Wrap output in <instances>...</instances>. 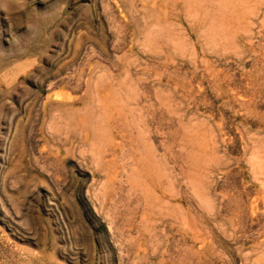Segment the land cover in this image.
I'll use <instances>...</instances> for the list:
<instances>
[{"label": "rangeland", "instance_id": "obj_1", "mask_svg": "<svg viewBox=\"0 0 264 264\" xmlns=\"http://www.w3.org/2000/svg\"><path fill=\"white\" fill-rule=\"evenodd\" d=\"M123 1L122 0H0V264H185V263L186 264H191V263L192 264H207V263L208 264H212V263L213 264H231V263L232 264H240V263L245 264V260L246 261L248 260L246 259V257L247 258L250 257L249 261L246 262V264H250V262L252 261V259H254L256 255H258L256 257L259 258L258 260L260 264H264L263 263L264 257L262 255V253L264 252L263 251L264 247H260V246H264V235L262 234L263 230L260 229V228L264 229V226H263L264 220L259 221V223H252L248 219L246 220L247 223L245 221H244L245 223L241 222V225H243L242 227L240 226V223L237 224L238 222L234 221L235 218L231 215L230 210H226V206H225L229 202L228 200L232 199L233 201L234 198H238V196L243 195L242 199L243 200L248 199V201L246 200L245 201L252 202L257 211H261L264 209V200H263L264 190L261 191L262 189L260 188L258 190H255L254 184L256 182L255 183L252 182L251 176L248 173L249 168L246 165V163L244 164V162H246V159L249 158V155L251 157V154H252L251 152H254V149H255L254 146H256L259 142L258 139L261 137L260 140L262 141L264 140L262 139L263 137L261 136L263 135L262 133H264L263 132L264 130V110H263L264 109V98H263L264 97V51H263L264 50V29H263L264 25L263 24L264 23L263 24L260 23L262 21L264 22V19L262 20V18H264V8H263L264 0H200L201 4L200 3L199 5L195 4V6L201 7L200 12H199L200 14L198 15L197 19L203 20L206 23L205 25L203 23L197 24V26H194V27H191L187 21V15H185V13L187 12L185 10L184 5H182V10H181L182 12H180V18H174V16L171 13V10H172L171 2H166V0H159V1H155V0H139V1L138 0H126L125 1L123 0ZM130 1H132L133 9L125 3L127 2L128 4H131ZM211 2L212 4L214 3L215 7H213L212 5L211 6L209 5ZM203 3H206V4H203ZM124 4L126 7L127 6L129 7L128 10H127L128 7L126 8ZM136 4H138L141 7L143 6L142 8L149 9L150 10L148 11L149 14L146 13L147 10L146 12L144 11L145 9L140 10L141 7H139ZM137 7H139V9ZM153 8H155V10ZM207 10L208 12L210 11L209 14ZM129 11L132 14H130ZM212 12L213 14H211ZM150 13H153V14H150ZM156 13H158V15ZM143 14L145 18L142 16ZM251 14L253 15V17ZM149 15L152 17L151 18L152 20L149 19L148 17ZM135 17L139 19H136ZM210 17L212 19H210ZM133 18L136 19V21L138 20L139 22V23L137 22L136 26H135L136 21H134ZM146 19H148L149 21H147ZM156 19L159 20L158 23L162 24L164 22L165 24L169 26V27L162 26L168 32L166 30L164 31V28L162 31L161 30L162 28L160 29L161 26L158 27L160 31L155 28H152V31L149 29V27L151 28L153 27V25L154 27L159 26ZM210 20L213 25V26L211 25L212 27L209 26ZM144 21L146 23L148 22V24H144L145 23ZM165 24H162V25H165ZM171 24L174 26L172 27ZM138 28L141 31L140 30L138 31ZM207 29L208 31H206ZM210 29H212L213 31L211 32ZM258 29L260 30L262 29L261 31L259 30L260 32H262L260 35H259L260 32L258 31ZM158 32L159 34H157ZM165 32H167V35L169 36H166ZM171 32H174V34L173 33L171 34ZM213 33H215L216 36ZM149 34L151 36H149ZM209 34L211 36H209ZM233 34H235V36H233ZM257 34L259 35V37L261 36L262 37L259 38ZM255 36H257L258 39ZM173 37L175 38L173 39ZM211 38L212 39L215 38L214 40L216 41V43ZM256 39L258 40L257 42H256ZM223 40H225V42ZM172 41H174L173 44H171ZM212 41L215 44H212L211 43ZM221 41H223L224 43L222 42L220 45ZM175 43L177 47H175ZM217 43L218 45H216ZM178 47H181V48H178ZM182 49L184 51H181ZM257 49L258 50L260 49V50L258 51ZM178 50H180V53L178 52ZM216 50L220 52V54H217L218 52ZM210 51H214L215 53L212 52L213 54L212 55ZM231 51H234V52H231ZM238 51L242 52V54L241 52L239 53L243 57L238 55L239 54ZM181 52L183 53L181 54ZM234 54H236L235 56L238 55L239 57L235 58ZM252 54H254L253 57H251L248 60L249 58L248 56H252ZM218 55L220 58L218 57ZM191 56L192 57L194 56L195 59L191 58ZM201 57L203 60L202 64L200 63L201 61L199 60ZM229 60L231 61L230 63L228 62ZM174 61H176V64H174ZM212 61L213 63L214 62L216 63V66L214 65L215 63L214 64L212 63ZM242 62H244L243 64L245 65V67H243L244 65H242ZM249 62L253 65L251 66ZM236 63L238 64L236 65ZM225 64L226 66L224 67ZM145 65H148V66L152 65V67L159 66V69L160 68L162 70L164 69V71L165 70L168 71L171 69L172 70L168 72L170 74L166 73L167 71L166 72L163 71L162 73H160L162 71L161 69L159 70L156 67H154V69L153 68L149 69L151 68V66L149 68L146 66L147 67L146 69ZM218 66L220 67L219 69H218ZM184 67L186 69H184ZM211 68L215 69V72H212L214 70H211ZM221 68L224 70H221ZM235 70H237L238 72L236 71L235 73L234 72ZM225 71H227L228 73ZM230 71L234 72L235 74H233L232 72L230 73ZM242 71L244 72L242 73ZM208 72H210L209 73L210 75L208 74ZM218 72L220 74V77H219ZM248 72L249 73L251 72L252 75L249 74ZM154 73H157V74L154 75ZM241 73L242 75L243 74L245 75L241 76ZM160 74H166V76L163 75L164 76L163 78L161 77L162 75ZM195 74L196 75L198 74V75L196 76ZM138 75L140 78H142L144 75V78L142 79V81L141 79H137L139 78ZM157 75H159L160 79H162L164 82L163 81L160 82V79ZM167 75L168 76L174 75V76L171 78V76L167 77ZM216 75L217 77H215ZM223 75H226V76H223ZM149 76L151 77V79ZM186 76L188 77L186 78ZM248 76L250 78H248ZM232 77L237 78L235 79L236 82L234 78ZM166 78H168V80ZM212 78L213 79L216 78L215 79L216 81L213 80ZM255 79H257V82ZM206 80L207 81L210 80L211 82L213 81L214 82L210 83L209 81L206 83ZM230 80H232L233 83ZM259 80L260 81L263 80V81L260 82ZM104 81L106 82V84ZM136 81L138 82L136 83ZM140 81L142 82L143 85L141 84ZM244 81H246L247 84ZM252 81L255 82V84ZM98 83L99 84L103 83V85L100 84L101 89ZM120 83H121V89H122V84H124V86L131 85V88H133L132 89L133 92H131L130 86L129 87L125 86L126 88H123L122 90H120L119 89L120 86L119 88L117 86ZM175 83L177 86L175 85ZM199 83L201 85H199ZM110 84H112L111 87H110ZM138 84H139V87H138ZM211 85L213 86V88ZM240 85H243V86H240ZM258 85H262V86L257 88ZM103 86H105V88ZM141 86H146V87L141 88ZM250 87L254 92L250 89ZM261 87L262 89H260ZM95 88H96V92H95ZM110 88L113 93L110 92L111 91ZM115 88L118 89L117 92H116L117 89L115 90ZM140 88L141 89L145 88V90L148 91L147 93L149 94H147L145 90H141ZM167 88H169V90H167ZM187 88L188 90H190L191 88L192 89L188 91ZM247 88H249L248 91H247ZM176 89L178 90V92ZM203 89H206L207 91ZM160 90H163V92L167 91L165 92L167 93V95L166 94L163 95L162 91ZM154 91H157V92H154ZM185 91H187L189 94ZM128 92L130 93V96L133 99L132 98L130 99ZM118 93L120 95L122 94L123 96L122 95L119 96ZM245 94L246 95L248 94L249 96L248 95L244 96ZM139 95H142V96L140 97ZM148 95L150 97H148ZM155 95L158 97L156 98L153 97ZM182 95L184 97H181ZM211 95L213 96L215 95V96L213 97ZM257 95H259L260 97ZM127 97H128V100H127ZM258 97L260 99H258ZM134 98L137 99V102L135 101ZM159 98L162 99V100L160 99L162 101V104H160L161 101H158ZM185 98L189 102H190V99L193 98L192 99L193 101L191 100L190 103L188 102L191 107L187 103H185L186 102ZM208 98L210 101L208 100ZM123 99H125L126 101H124ZM147 99L151 100L153 104L155 102V104L153 105L149 101V103L152 105L150 109L149 108L147 109V106H146V104H148ZM168 99L171 102L167 101ZM180 99H181V102H177V101H180ZM220 99L222 100L224 99L225 102L224 101L222 102V100L220 101ZM122 101L127 102L128 105L127 103L121 104L123 103ZM131 101L132 103H130ZM237 101H240V102H237ZM242 101H244L243 104H241ZM133 102L136 103L135 108H134L135 105L133 106L134 104ZM138 102L140 104H138ZM218 102L221 103L222 106L223 105L226 106L227 104V107L229 106L228 107L229 109L227 107L225 109L224 108L225 106L222 107L221 105H218L219 104ZM246 102L250 103L249 104L250 106L249 105L247 106ZM164 103H167V104L165 105ZM195 103H196V106H195ZM119 104H121L120 108H119ZM163 104L165 105L164 107L162 106ZM240 104L242 105V107ZM258 104L260 105L258 106ZM214 105L216 106V108ZM142 107H144L142 109L143 111L142 110L137 111L138 109H141ZM165 107L168 108V111H169L168 113L166 112L167 108ZM195 107L197 108L198 111L196 110ZM126 108L127 110L129 108L132 113L128 110L126 111L128 112L126 115L124 112ZM133 108L134 109L138 108L136 109V111L139 113L138 114L134 113L135 111ZM152 108H153L152 111L154 113L152 112V115L148 114V118L150 119H148V123H147L149 125L147 126V129L150 132L148 133V135L152 137L151 139L150 137L148 138L149 140H154L153 137L156 135L157 136L154 141H149L150 142L149 144L150 145L154 144V146L156 144L155 148L159 147L158 149L156 148L157 153L159 152L158 154L162 155L163 153L161 154L160 152H164L162 151V148L163 150L166 149L165 146L167 144L165 143H168V141L173 137V140L176 141L177 143H174V141L173 142L169 141L168 148L173 149V150L175 149V151L170 150L171 153L174 154V156L172 157V159H174L172 160L173 162L170 159L171 164L173 163L172 164L173 166H171L170 164V167L173 168V171L175 168L174 174L177 171L179 172V170L183 168V165L186 164L188 161L189 164L187 163L186 166L184 165L185 167L184 169H182V171H186V173L188 172L191 173V171L192 173L195 172V175H192V173L190 174L192 176L191 180L196 179L195 183L196 182L198 183L197 177H202V173H203L202 169L204 168L202 167L204 166L203 164L204 156H203L202 146H205L209 139H211V141L213 142L215 141V146H217L216 147L217 149L219 148L218 151L221 155L228 156V157L225 156L227 160H231L233 158L231 162H233L232 164H234L232 165L231 162L228 161V164H227L228 168L224 170L221 175H218L220 176L219 177L220 180L225 181L226 184H224L225 182L220 181L219 178H217L218 176L217 177L214 176L212 181L210 180V178L207 179L208 180L207 182L211 184V185L208 184V187H210L208 190H203V189L200 190L201 187L199 188L196 187L195 191H191L189 187L190 185L188 184L189 180L186 179L184 175L183 177L181 176L183 179L179 178L180 176L178 177L180 179V180L178 179L180 184H181V181L183 183L185 179L187 180L185 182L186 183L185 185L181 184L182 186L184 185L183 187L180 185V191L174 190L172 185H171L172 187L170 188L171 190L170 189L161 190L162 192L160 190H159L160 192L158 190H155L154 194L156 192L161 193V194L156 193V195L160 199H162L163 196H167L169 200L171 195H173V198H170L171 200H169L168 202H169V205L171 204L169 206L171 208V211L174 209L173 211L174 212L176 211L175 212L176 214L173 212L172 215L174 214L173 215L174 217L168 216L169 218L166 216H162L160 214H157V215L154 214L155 215L154 216V215H148L144 213L142 215L143 212H146L145 210L143 211V208H144V206H142L143 203L141 204L142 195L140 196V193L142 192V190H138L134 185L129 186L130 184H132L131 182L134 181L133 178L135 179L136 173L139 172L141 168V159L143 158L142 152L144 151V147L147 146L143 144L145 142L143 141V139L141 140L139 136V132H141L140 130L141 127L139 128L140 131L138 130V127L140 126V121L138 124L135 117L139 118L142 112H145L146 110L151 111ZM205 108H206V111H205ZM209 108H210V111H209ZM108 109H110L111 111ZM102 110L104 111V114H102L103 113ZM115 110L117 111V113L114 112ZM213 110L214 112L215 111L216 112L214 113ZM158 111H161V112L159 113ZM245 111L248 114L245 113ZM113 112H114V115H113ZM133 113L136 115H134ZM166 113L167 114L173 113L175 115L177 114L178 116L176 115L177 117H175V115L173 114L167 115ZM105 114H106V117H104ZM128 114H131L132 118L134 117L133 120L131 116H129ZM154 114L156 117L158 116L157 118L161 116L160 118L162 122L158 123L160 119H157L154 116ZM188 114L191 118L192 116L190 114L192 115L195 114L194 120H192L193 118L192 119H190V117L188 118L187 116ZM150 115L154 118H151ZM228 115H231V116H228ZM102 116H103V119L102 118L101 119L107 120V121H103L102 123H100V117ZM122 116L123 118H121ZM246 116H249V118L251 117L250 119L251 120L253 119V120L250 121L249 118H248L249 120H247ZM258 116L260 120L258 119ZM220 117L226 118V119H223L225 120V122L221 121L222 119ZM91 118L94 121L89 120ZM170 118L171 119L173 118L172 120L174 121H172ZM187 119L188 121L190 120L191 123L199 122L201 119L202 125H198L196 123V126L194 124L192 128L190 126L191 125L190 122L187 123L188 122ZM89 121L91 122V124H89ZM126 121L128 125L125 124ZM132 121L134 122L132 123ZM156 121H157L158 126H156L157 124H155ZM165 121H167V123ZM163 122H165L167 127L164 126L165 124ZM173 122L174 124H170ZM130 123H132L133 126ZM225 123L227 125L224 126ZM186 124H188V126H186ZM235 124L237 125L239 124V125L237 126ZM98 125L100 126L104 125V127L102 126L101 127L102 129H101L100 126L98 127ZM120 125L124 126L125 128L124 127H123L124 129L119 128V127H122ZM162 125L164 126V128L165 127L166 128L165 129L161 128L163 127ZM179 125L184 126V128L183 127L181 128ZM241 125H243L242 128H241ZM129 126H130V129L128 128ZM169 126L171 127L173 126V129L171 127L169 128ZM207 126L213 127V128L209 129ZM91 127L93 128L90 129ZM135 127H137V129H134ZM157 127L158 128L160 127L159 128L160 130L163 129V132L157 131L159 130ZM188 127L190 129H188ZM223 127L224 128L226 127V128L224 129ZM235 127L237 129H235ZM149 128H151L152 130H150ZM221 128L224 131L223 130L221 131ZM243 128L245 129V131L243 130ZM99 129L101 131L105 129L107 131L106 133V131L103 130L105 131V135L107 134V136H109L111 134L110 138L108 137V139L106 140L105 138L107 136L105 135L100 136L98 132L100 131ZM166 129L167 131L168 130L169 131L166 132ZM216 129L220 133H218ZM238 129H240V131ZM96 130L98 133L95 132ZM130 130H134V131L137 130V132L136 131L134 132V133H137V135L134 133L132 134V131L129 132ZM172 130L176 132L174 133V131ZM184 130L185 132H183ZM209 130L210 131L212 130V132L210 133V137H209ZM234 130L236 131L234 132ZM177 131H179V133H177ZM190 131L193 133V135L192 133L188 135ZM238 131L242 133V137L244 136L243 138L241 137V134L240 135L238 134L239 133ZM246 131H248V133ZM123 132L126 135H128L127 136L128 139L126 138V135ZM154 132H156L157 134ZM172 132L174 135H172ZM200 132L202 133L205 132L207 136L205 137L204 133L200 134ZM249 132L250 133L257 132L254 135L255 139L252 136L254 133L250 135ZM162 133L163 134L165 133V136ZM215 133H216V136H215L216 140H214V137H212V135ZM176 134H178L177 137L175 136ZM230 134H232V136ZM245 134L247 137H245ZM257 134H258V137L260 136L259 138H257ZM86 135L88 139H86ZM130 135H131V138H130ZM134 135L138 136L139 139L137 137H134ZM161 135H163L164 138ZM249 135L252 137V139L251 137H249ZM95 136H97V138ZM98 136H100L101 138L104 137L103 139H105L106 141H104L103 139L101 140ZM114 136H116L115 139H114ZM236 136L238 140L235 139ZM200 137L202 138V140ZM111 138L113 139L114 142H117L116 146L105 148L107 145L106 142L107 141L109 142ZM160 138H161L162 143L160 142ZM162 138L164 140H167V142L164 141L163 143ZM241 138L244 139V141L241 140ZM256 138H257V141H256ZM158 139L159 141H157ZM136 140H138V142ZM222 140H223V143H222ZM248 140H252V142H249ZM99 141H102V142H99ZM121 141L125 143L123 142L120 143ZM238 141H240L241 143ZM253 141L254 142L256 141L255 143L257 144L253 145L252 144ZM91 142L93 143L95 142V143L91 144ZM136 142L138 143L136 144L137 148H136V145H134ZM159 142H160V145H159ZM198 142L200 143V145ZM201 142L203 143L202 145H201ZM244 142L245 144L247 143L246 145L248 146V148L244 144ZM260 143L261 142H259V144ZM262 143L260 144L261 147H262ZM173 144L178 147H174ZM197 144L199 145V148L201 146L200 149L196 147L198 146ZM124 145H127V146H124ZM170 145L173 148L170 147ZM191 145H194V146H191ZM230 145L231 146L233 145L232 148H230L231 147ZM244 145L247 149L244 147ZM260 145L258 147H260ZM117 146H119V148ZM138 146L140 148H138ZM122 147H125V148H122ZM142 147H143V150H142ZM181 147H183L184 150L183 148L182 150L180 149L181 153H179L180 152L179 148ZM258 147L256 146L257 150L255 149V151H258ZM261 147L259 148L260 150L262 149ZM96 148L98 149L100 148L101 151L96 150ZM133 148L138 149L139 152L137 150L134 152ZM222 148H226V150L225 149L222 150ZM186 150H187V154H186ZM122 151L123 153H121ZM127 151H128V155L131 156L130 160L126 159V157L128 158ZM244 151H246L245 152L246 154L244 153ZM263 151L264 149L259 151L261 152V154H259L260 157H264V155H262ZM174 152L176 153V155ZM196 153L197 155L193 156V154H196ZM198 153H201V154H198ZM107 154H109V157L111 158V160ZM112 154L113 156L114 155L115 156L113 157ZM185 154L187 155V157L185 156ZM98 155L100 156L101 160L100 159L97 160ZM177 155L178 157H176ZM199 155L200 157H198ZM234 155L236 157L238 155L239 156L236 159ZM241 156L244 158H242ZM191 158H193L192 160L194 162L191 161ZM198 158L199 160L197 161ZM238 158L241 159V163L238 160ZM99 160L102 163V166H100L101 163L99 162ZM122 160L124 161V163L125 161L128 160L127 161L128 165L127 164L123 165ZM176 160H178V162ZM185 160H186V163H182V161L185 162ZM129 161H131L130 165H129L130 163ZM179 161L183 165L179 164L180 163ZM111 162H113L112 165H111ZM200 162L202 163V165ZM175 164H177L176 167H175ZM178 165L180 166V168H178ZM194 165H198L199 167L194 166ZM108 166H113V167L109 168ZM130 166H133L132 167L133 169ZM186 168L188 171L185 170ZM197 168H199L200 170H197ZM124 169L127 172H124ZM128 169L130 172L128 171ZM113 170H116L117 173L113 172ZM199 171L201 174L199 173ZM122 172L124 173V175L122 174ZM232 172H235L233 173L234 175L233 174L231 175ZM239 172L241 173V175ZM126 173H129V175L127 176ZM178 174L179 173H177V175ZM114 175L117 177L115 178L116 180H114L113 185L114 187L116 186L117 190L115 189V191H113L114 187L113 185H111V187L113 188L111 190H108L107 197H106L104 194L103 195L101 194L102 192L101 187L103 184L107 183L111 179V176L115 177ZM119 177H121L122 180L121 178L119 179ZM222 177H224L223 178L224 180L222 179ZM232 177H233L232 179L233 181H228V180H231ZM128 178H130V180ZM125 180L127 183L125 185H128V183L131 181L128 186L124 185ZM214 180L215 182L217 181L218 183L220 182L219 183L220 185L218 183H215ZM118 182L119 183L121 182L120 183L121 186L119 185ZM233 182L234 184H237V185L232 184ZM229 183L231 185H229ZM187 184L189 185L188 187H186ZM221 184H222V187H221ZM257 184H259V182ZM123 185L129 191H127L126 188L123 189L124 188ZM196 186L198 185L196 184ZM235 186H237L236 190H239V191L234 190ZM97 188H99L100 190ZM131 188H132V193L130 194ZM133 188H136V189H134L133 191ZM188 188L190 189V191ZM224 188L226 189V192ZM181 189H182V192H181ZM198 189L200 191H198ZM241 189H243L245 192ZM98 190H99V194L96 193L98 192ZM136 190L139 192L141 191V192L137 193ZM173 190L175 191L174 193H172ZM163 191L164 192L166 191V192L164 193ZM168 191H170L169 194H168ZM177 191L181 192L179 193L181 196L176 194L178 193ZM183 191L184 192L187 191V192L184 193ZM202 191H203L202 195L205 193L206 195L205 197L207 198L209 197L208 199L210 200V202L214 198L216 200L215 201L212 200L211 203H208L209 200L208 199L205 200L206 198L204 199V196H201V194L200 196L202 198H200V196H197L196 198H199L202 200L204 199V201H206L208 204L206 202H202L199 199H196L195 196L199 195V193ZM190 192H194V193H190ZM249 192H250V196H248ZM115 193L116 194L118 193V195H115ZM207 193L209 195H212L211 199H210L211 196H209ZM215 193L217 196H214ZM222 193L224 196L221 195ZM228 193L229 195H227L226 197V194ZM128 194L131 195L132 197H129ZM138 194L140 197L138 196ZM193 194L195 195L194 197L192 196ZM251 194H253V196ZM98 196L100 198H97ZM103 196L106 197L107 201ZM260 196H262V198ZM108 197L109 198L113 197V199L111 200ZM192 197L197 203H195V201H192L193 200ZM220 197H222L224 201ZM243 197H245V199ZM126 198L129 200V202L130 201L138 202L140 200L141 201V202L139 201L140 204L138 202L139 204L138 208L140 209L138 211L135 210L136 211L135 212L134 209H136L137 207L134 208L133 205L135 204L138 206V204L136 202H134L133 205L131 204L132 202L128 204V200ZM133 198H134V201H133ZM104 199H105V202H103ZM218 200H222V201L218 202ZM189 201H191V204ZM198 201L202 202L203 204L202 205H200V203L198 204ZM126 202L128 205L130 204L132 205V209L130 207L131 205L128 207ZM260 202L263 203V206ZM172 203L174 205L173 209H172V206H173ZM221 203L224 205H221V208L219 209L218 208L219 206L217 205ZM196 204H198V206ZM210 204H212L213 206L211 205L210 208H207L209 207ZM175 205L176 206L179 205V206L175 208ZM205 205H207V207H205ZM194 206L198 207V209L201 211L197 210V208ZM199 206L201 207L199 208ZM224 206H225V209H224ZM124 207L125 208L127 207L126 209H128L129 213H126L127 211ZM170 208H169V212H170ZM181 208H182V211H183V208L184 210L188 208L186 211H183V212H186V214L184 213L185 217L182 216L183 212L181 211ZM189 208L191 209L189 210ZM204 208H207L209 210L211 209V211L208 212L209 210L206 211V209L204 210ZM212 208L215 210L212 211ZM130 209H131V213H130ZM218 209L220 212L219 214L217 211ZM189 211L190 213H188ZM194 211L197 213H195ZM224 211L225 212L227 211L228 213L227 212L225 213ZM140 212L144 218L140 215ZM207 212L209 213V215ZM179 213H181L182 215ZM191 213L193 214L192 215L193 218L189 216ZM125 214L126 216H129L130 214H132V216L126 217ZM177 214H179L180 218L177 216ZM159 215L161 216V218ZM221 215H223V217ZM147 217H150V220L154 218V220L152 221H154L155 223L157 221L158 222L154 224V222L147 220V224H144V222L146 221L145 219ZM182 217L185 219V220L183 219V223H185L186 226L190 224H198L199 222L200 229L204 231V233L203 231L201 232V236H204V237L201 238L200 236L202 240L199 243L192 244L193 241L179 231L181 227H185V224H183L181 221ZM203 217L205 218V220ZM226 217L228 218L230 217L231 219H225ZM142 218L145 221H143ZM172 218H175V219L177 218V219L175 221V219H172ZM195 218L196 220H199L200 218L201 219L199 221H196ZM160 219L161 220L163 219V221L165 220L164 223H162L163 221L161 222ZM192 219L195 221H192ZM219 221H221V223L224 222V224L220 225L221 224L220 223L218 225L217 222ZM165 222L167 223L166 226H165ZM201 222L203 223L206 222V223L203 224ZM212 222H215V223H212ZM260 222L261 223L263 222V225L260 224ZM149 223L154 224L155 227L158 226L159 228L155 229V227H153V230H150ZM159 224H162V225H159ZM169 224H171V226H169ZM205 224H210L212 225L213 228L210 225H208L206 226L208 228L207 229L204 227ZM231 224L232 225L235 224L236 226L234 225L233 228H237V230L240 231V233L236 229H231L230 231L229 228H232ZM147 225L149 227V231H143L145 229H140V228H143V226H145L147 230ZM200 225H202V227ZM244 225H245V229L248 230V231L246 230V233H244L245 232ZM257 225L259 226V229L261 230L260 233L256 232L258 231V228L255 229ZM163 226L165 228L170 227L169 229L162 228L165 230V232L168 230V233L166 232L167 234L166 233H165L166 235L164 234L166 237L160 236V235H163V232H164V230H162L163 232L160 230V228ZM220 226L222 228L223 226H225L223 228L224 230L220 229L221 228ZM238 226H240V228H238ZM203 228H205V230L207 229L208 231L207 230L205 231ZM171 229H172V232H171ZM213 229H215V231ZM226 230H229V231H226ZM139 231L140 233H138ZM211 231H212V234L216 235L215 237L219 239L214 238V235L212 234L210 235L209 232L211 233ZM153 232L155 233V235H153L154 234ZM206 232H208V234ZM214 232L217 234H215ZM233 232H237V233L235 234ZM250 232L253 233V236L255 235L256 237L258 236L259 237L258 238L252 237V233ZM145 233H147L148 235ZM157 233H158L157 235L158 237L160 236L162 237V240H166V241L164 242L160 241L161 239L159 240L160 238L159 237L157 239L158 242H156L154 239V242H153L154 246H153L152 242H149V240L153 241L151 237L153 235V237L155 236L156 238ZM218 233L221 235L217 236L219 235ZM228 233H230L229 235L231 237L228 235ZM242 234H243V237H241ZM173 235L175 239L173 241L174 244L172 242V249H171V245L169 244L171 243L173 239L170 237L171 236L173 237ZM208 235L212 237H208ZM239 235H241L240 236L241 238L239 237ZM149 236L151 237L148 240L147 238ZM176 237L179 238V241L180 240L181 241L178 242L177 241L178 239H176ZM203 238L205 239L203 240ZM253 238H256V239H253ZM208 239H211L212 241ZM261 239L262 241H260ZM183 240H185L186 243L183 242ZM221 240H222V243H221ZM228 240L229 242H227ZM256 240L258 243L256 242ZM175 242L179 244L183 242L182 244L185 245V247L187 248H184L182 244L177 245ZM189 243L192 245H190ZM201 243H204V245H202ZM227 243L233 244L235 248H236V245H238L239 248L238 247L237 248L240 249V251L238 250L240 254L238 253L237 248L235 249L234 246L232 247L230 244H227ZM240 243H243V244L241 245ZM199 244L202 245V247ZM255 244H257L256 245L257 253L255 251L256 250ZM151 245L153 246V249H155L154 247H156L155 249L156 251L154 250L156 253L154 251L152 252V249L150 248ZM181 245L182 247H180ZM219 245L221 246L219 247ZM251 245H254V246H251ZM222 246L224 249L221 248ZM173 247H175L176 249H174ZM182 248L185 249V252H183ZM220 248L223 252L226 251L225 253H228L227 254L228 256L225 253H223L220 250ZM230 248L232 249L233 252L230 250ZM261 248L263 250H261ZM178 249H179L178 251L179 253L182 252L181 254L183 255V257L181 254L175 251ZM186 249L188 250L192 249V252L191 250L186 251ZM193 250L195 251V255L193 254L194 253ZM215 250H217L218 252ZM260 250L261 252L262 251L263 252L261 254H258L260 253ZM173 251L176 253L173 254ZM149 252L153 254L151 255L149 254ZM220 252L222 254H219ZM217 253L219 254V256H217ZM246 253H248L249 256L246 255ZM254 253H255V256H253ZM190 254H193V255H190ZM223 254H225L227 257H225ZM185 255H187L185 258L189 257L190 259H193V260L190 261V259L188 258L189 260L185 262L183 260L185 259L184 258ZM175 256L177 257V259ZM191 256L193 258H191ZM203 256L205 257V259ZM223 256H224L223 258L224 260L222 261L226 260L229 263H224V262L222 263L220 259ZM230 256L232 260L229 258ZM217 257L218 258L221 257V258L217 259ZM240 257L243 258V261H242V258ZM196 258L197 259L201 258V259L197 260L196 262V260H194ZM226 258H229V259H226ZM218 260H220L221 262ZM252 262L251 264H255V260H253Z\"/></svg>", "mask_w": 264, "mask_h": 264}, {"label": "bare ground", "instance_id": "obj_2", "mask_svg": "<svg viewBox=\"0 0 264 264\" xmlns=\"http://www.w3.org/2000/svg\"><path fill=\"white\" fill-rule=\"evenodd\" d=\"M122 1H123V0H122ZM125 1H126V0H125ZM138 1H139V0H138ZM155 1H159V0H155ZM123 2H124V1H123ZM127 2H128V1H127ZM127 2H125V3H126L127 5H129V7L132 8V6H133L132 1H130L131 4H128ZM130 2H129V3H130ZM134 2H135V1H134ZM134 2H133V3H134ZM166 2H171V6H172L171 13H172V15L174 16V18H180V12H182V11H181V10H182V5H184V6H185V10H186V12H187V13H185V15H187V21H188V23L190 24L191 27L197 26V24H202V23L205 25L206 22H204L203 20L197 19L198 15L200 14L199 12H200V8H201V7H200V6H195V4H198V5H199L200 0H166ZM202 2H203V1H202ZM204 2H205V1H204ZM138 4H139V3H138ZM138 4H136V5H138ZM200 4H201V3H200ZM203 4H206V3H203ZM207 4H208V3H207ZM236 4H237V3H236ZM209 5H210V6L212 5L213 7H215V6H214V3L212 4V2H211ZM124 6H125V4H124ZM138 6H139V5H138ZM153 6H154V5H153ZM125 7H126V6H125ZM127 7H128V6H127ZM127 7H126V8H127ZM129 7L127 8V10L129 9ZM139 7H141V6H139ZM139 7H137V8L139 9ZM142 7H143V6H142ZM142 7L140 8V10L145 9V8H142ZM219 7H220V6H219ZM229 7H230V5H229ZM262 7H263V6H262ZM263 8H264V7H263ZM132 9H133V8H132ZM153 9L155 10V8H153ZM204 9H205V8H204ZM212 9H213V8H212ZM130 10H131V9H130ZM146 10H147V12H146ZM154 10H153V11H154ZM165 10H166V9H165ZM194 10H196V11H194ZM208 10H209V9H208ZM208 10H207V12H208ZM210 10H211V9H210ZM213 10H214V9H213ZM144 11H145L146 13L149 14L148 11H150V10H149V9H145ZM154 12H155V11H154ZM154 12H153V13H154ZM165 12H166V11H165ZM216 12H217V11H216ZM219 12H220V11H219ZM249 12H250V11H249ZM129 13H130V11H129ZM138 13H139V12H138ZM153 13H150V14H153ZM209 13H210V11L208 12V14H209ZM259 13H260V12H259ZM130 14H132V13H130ZM133 14H134V13H133ZM154 14H155V13H154ZM156 14L158 15V13H156ZM211 14H213V12H212ZM134 15H135V14H134ZM136 15H138V14H136ZM202 15H203V14H202ZM251 15H252V14H251ZM142 16L145 18L144 14H143ZM152 16H154V15H152ZM164 16H166V15H164ZM203 16H204V15H203ZM148 17H149V19L152 18L150 15H149ZM199 17H200V16H199ZM252 17H253V15H252ZM135 18H136V17H135ZM140 18H141V16H140ZM144 18H143V19H144ZM153 18H154V17H153ZM188 18H189V19H188ZM213 18H214V17H213ZM131 19H132V18H131ZM133 19H134V18H133ZM136 19H139V18H136ZM136 19H134V21H136ZM210 19H212V18L210 17ZM250 19H251V18H250ZM263 19H264V18H262V20H263ZM146 20L149 21L148 19H146ZM146 20H145V21H146ZM151 20H152V19H151ZM241 20H242V19H241ZM145 21H144V22H145ZM156 21H157V23H158L159 20L156 19ZM223 21H224V19H223ZM137 22H138V20L135 22V23H136L135 26L137 25ZM259 22H260V21H259ZM138 23H139V22H138ZM260 23L263 24L264 22L262 21V22H260ZM144 24H148V22H147V23L145 22ZM162 24H165V23L163 22ZM162 24L158 23L159 26H157V24H156L157 27H154V25L152 24L153 27H151V28L149 27V29L152 31V28H155V29H158V30L160 31V29L162 28L161 30L163 31V28H164V27H162V26L169 27L167 24H165V25H162ZM173 24H174V23H173ZM220 24H221V23H220ZM261 24H260V25H261ZM171 25H172V24H171ZM177 25H178V24H177ZM211 25H212V22H211V20H210L209 26H211ZM237 25H238V24H237ZM263 25H264V24H263ZM263 25H262V26H263ZM146 26H147V25H146ZM160 26H161V27H160ZM173 26H174V25H172V27H173ZM179 26H180V25H179ZM212 26H213V25H212ZM212 26H211V27H212ZM250 26H251V24H250ZM137 27H138V26H137ZM144 27H145V26H144ZM158 27H160V29H159ZM252 27H253V26H252ZM147 28H148V27H147ZM176 28H177V27H176ZM258 28H259V27H258ZM143 29H144V28H143ZM168 29H169V28H168ZM170 29H171V28H170ZM202 29H203V28H202ZM222 29H223V28H222ZM255 29H256V28H255ZM263 29H264V26H263ZM139 30H140V29L138 28V31H139ZM165 30H166V29L164 28V31H165ZM171 30H172V29H171ZM216 30H217V28H216ZM216 30H215V31H216ZM235 30H236V29H235ZM259 30H260V29H258V31H259ZM261 30H262V29H261ZM261 30H260V31H261ZM140 31H141V30H140ZM147 31H148V30H147ZM162 31H161V32H162ZM166 31H167V30H166ZM206 31H208V29H207ZM210 31L212 32L213 30L210 29ZM210 31H209V32H210ZM226 31H227V30H226ZM260 31H259V32H260ZM156 32H157V31H156ZM167 32H168V31H167ZM167 32H165V33H166V36H169V35H167ZM249 32H250V30H249ZM143 33H144V32H143ZM146 33H148V32H146ZM149 33H150V31H149ZM151 33H153V32H151ZM172 33L174 34V32H171V34H172ZM189 33H190V32H189ZM206 33H207V32H206ZM215 33H216V32H215ZM215 33H213V34L215 35ZM234 33H235V32H234ZM261 33H262V32H260L259 35H260ZM157 34H159V32H158ZM160 34H162V33H160ZM171 34H170V35H171ZM190 34H191V33H190ZM203 34H204V33H203ZM210 34H211V33H210ZM210 34H209V36H211ZM235 34H236V33H235ZM235 34H233V36H235ZM247 34H248V32H247ZM257 35H258V34H257ZM259 35H258V37H259ZM149 36H151V35L149 34ZM162 36H163V35H162ZM215 36H216V35H215ZM231 36H232V34H231ZM199 37H200V35H199ZM212 37H213V35H212ZM217 37H218V36H217ZM252 37H253V36H252ZM255 37L258 39L257 36H255ZM261 37H262V36H261ZM261 37H259V38H261ZM162 38H163V37H162ZM174 38H175V37H173V39H174ZM178 38H179V37H178ZM253 38H254V37H253ZM167 39H168V38H167ZM170 39H171V38H170ZM170 39H169V40H170ZM211 39H212V38H211ZM214 39H215V38H213L212 40H214ZM219 39H220V38H219ZM257 39H256V42L258 41ZM169 40H167V41H169ZM153 41H154V40H153ZM182 41H183V40H182ZM209 41H211V40H209ZM223 41L225 42V40H223ZM223 41L220 42V45H221V43H222ZM175 42H177V41H175ZM184 42H185V41H184ZM207 42H208V41H207ZM214 42L216 43L215 40H214ZM214 42L212 41L211 43H212V44H215ZM217 42H218V41H217ZM224 42H223V43H224ZM226 42H227V41H226ZM254 42H255V41H254ZM254 42H253V43H254ZM173 43H174V41H172L171 44H173ZM181 43H182V42H181ZM211 43H210V44H211ZM168 44H169V43H168ZM171 44H170V45H171ZM177 44H178V43H177ZM212 44H211V45H212ZM183 45H184V44H183ZM216 45H218V43H217ZM259 45H260V44H259ZM172 46H174V45H172ZM257 46H258V45H257ZM148 47H149V46H148ZM175 47H177V46H176V43H175ZM175 47H174V48H175ZM181 47H182V45H181ZM181 47H178V48H181ZM192 47H193V46H192ZM208 47H209V46H208ZM208 47H207V48H208ZM215 47H216V46H215ZM218 47H219V46H218ZM218 47H217V48H218ZM255 47H256V46H255ZM204 48H205V47H204ZM209 48H210V47H209ZM236 48H237V47H236ZM257 48H258V47H257ZM183 49H184V48H183ZM183 49H182L181 51H184ZM210 49H211V48H210ZM172 50H173V49H172ZM172 50H171V52H172ZM185 50H186V49H185ZM217 50H218V49H217ZM217 50H216V51H217ZM238 50H239V49H238ZM257 50H258V49H257ZM259 50H260V49H259ZM259 50H258V51H259ZM176 51H177V50H176ZM224 51H225V50H224ZM227 51H228V50H227ZM227 51H226V52H227ZM263 51H264V50H263ZM178 52L180 53V50H178ZM200 52H201V51H200ZM210 52H211V54H212V52H214V51H210ZM217 52H218V51H217ZM226 52H225V53H226ZM231 52H234V51H231ZM239 52H241V51H238V53H239ZM182 53H183V52H181V54H182ZM201 53H202V52H201ZM214 53H215V52H214ZM222 53H223V52H222ZM227 53H228V52H227ZM217 54H220V52H218ZM217 54H216V56H217ZM232 54H233V53H232ZM241 54H242V52H241ZM258 54H260V53H258ZM174 55H175V54H174ZM188 55H189V54H188ZM212 55H213V54H212ZM235 55H236V54H234V56H235ZM238 55H239V56H242V55H240V53H239ZM238 55L235 56V58L239 57ZM244 55H245V54H244ZM253 55H254V54H252V56H248V57H249L248 60H249L251 57H253ZM255 55H256V53H255ZM176 56H177V54H176ZM179 56H181V55H179ZM216 56H215V57H216ZM218 57H219V55H218ZM242 57H243V56H242ZM191 58H194V56H193V57L191 56ZM219 58H220V57H219ZM194 59H195V58H194ZM239 59H241V58H239ZM252 59H253V58H252ZM160 60H161V59H160ZM182 60H183V59H182ZM187 60H188V59H187ZM199 60L201 61L200 63L202 64V62H203L202 57H201ZM208 60H210V59H208ZM237 60H238V59H237ZM253 60H254V59H253ZM188 61H189V60H188ZM206 61H207V60H206ZM217 61H218V60H217ZM246 61H247V60H246ZM246 61H245V62H246ZM250 61H251V60H250ZM145 62H146V61H145ZM172 62H173V61H172ZM204 62H205V60H204ZM209 62H210V61H209ZM223 62H225V61H223ZM228 62L230 63L231 61L229 60ZM233 62H234V61H233ZM251 62H252V61H251ZM253 62H254V61H253ZM146 63H147V62H146ZM177 63H178V62H177ZM190 63H191V62H190ZM198 63H199V62H198ZM212 63H213V61H212ZM214 63H215V62H214ZM214 63H213V64H214ZM220 63H221V62H220ZM243 63H244V62H242V65H244ZM249 63H250V62H249ZM258 63H259V62H258ZM136 64H137V63H136ZM144 64H145V63H144ZM150 64H151V63H150ZM169 64H170V62H169ZM174 64H176V61H174ZM180 64H182V63H180ZM183 64H184V63H183ZM203 64H204V63H203ZM222 64H223V63H222ZM237 64H238V63H236V65H237ZM246 64H247V63H246ZM250 64H251V63H250ZM153 65H154V64H153ZM155 65H156V64H155ZM199 65H200V64H199ZM214 65L216 66V63H215ZM252 65H253V64H251V66H252ZM257 65H258V64H257ZM257 65H256V66H257ZM262 65H263V64H262ZM146 66H147L148 68L151 66V68H149V69H152V68L154 69V67H156V66L152 67V65H150V66L145 65V67H146ZM174 66H175V65H174ZM189 66H190V64H189ZM204 66H205V65H204ZM212 66H213V65H212ZM220 66H221V65H220ZM222 66H223V65H222ZM225 66H226V64L224 65V67H225ZM228 66H229V65H228ZM234 66H235V65H234ZM246 66H248V65H246ZM128 67H129V66H128ZM147 67H146V69H147ZM181 67H182V66H181ZM224 67H223V68H224ZM232 67H233V66H232ZM232 67H231V68H232ZM243 67H245V65H244ZM156 68L159 69V66H157ZM168 68H169V67H168ZM178 68H179V67H178ZM187 68H189V67H187ZM200 68H201V67H200ZM219 68H220V67L218 66V69H219ZM247 68H248V67H247ZM247 68H246V69H247ZM249 68H250V66H249ZM252 68H253V67H252ZM146 69H145V70H146ZM160 69H161V68H160ZM160 69H159V70H160ZM166 69H167V68H166ZM184 69H186V68L184 67ZM193 69H194V68H193ZM202 69H203V68H202ZM202 69H201V70H202ZM224 69H225V68H224ZM224 69L221 68V70H224ZM234 69H235V68H234ZM240 69H241V68H240ZM260 69H261V68H260ZM129 70H130V68H129ZM161 70H162V69H161ZM171 70H172V69H171ZM171 70H168V71L165 70V71H164V69H163L161 72H160V71H159V72L162 73L163 71H164V72L167 71L166 73H168V72L171 71ZM194 70H195V69H194ZM211 70H214V71H212V72H215V69H212V68H211ZM211 70H210V71H211ZM230 70H231V69H230ZM253 70H254V69H253ZM127 71H128V70H127ZM146 71H147V70H146ZM173 71H174V70H173ZM192 71H193V70H192ZM197 71H198V70H197ZM206 71H207V70H206ZM208 71H209V69H208ZM228 71H229V70H228ZM236 71H237V70H235L234 72L236 73ZM154 72H155V71H154ZM174 72H175V71H174ZM177 72H178V71H177ZM182 72H184V71H182ZM188 72H189V71H188ZM190 72H191V71H190ZM212 72H211V74H212ZM225 72H227V71H225ZM231 72H232V71H230V73H231ZM234 72H232V73L235 74ZM237 72H238V71H237ZM243 72H244V71H242V73H243ZM258 72H259V71H258ZM157 73H158V72H157ZM157 73H154V75L157 74ZM196 73H197V72H196ZM201 73H202V71H201ZM209 73H210V72H208V74H209ZM222 73H223V72H222ZM227 73H228V72H227ZM242 73H241V76L245 75V74L242 75ZM248 73H249V72H248ZM152 74H153V73H152ZM152 74H151V76H152ZM168 74H170V73H168ZM171 74H173V73H171ZM177 74H178V73H177ZM181 74H182V73H181ZM218 74H219V72H218ZM233 74H232V75H233ZM249 74L252 75L251 72H250ZM257 74H258V73H257ZM149 75H150V74H149ZM160 75H162L161 77H163V78H164L163 75L166 76V74H160ZM185 75H186V74H185ZM188 75H189V74H188ZM195 75H196V74H195ZM197 75H198V74H197ZM197 75H196V76H197ZM209 75H210V74H209ZM213 75H214V74H213ZM226 75H227V74H226ZM226 75H223V76H226ZM229 75H230V74H229ZM251 75H250V76H251ZM255 75H256V74H255ZM157 76L159 77V75H157ZM170 76H171V75H170ZM170 76L167 75V77H170ZM173 76H174V75H173ZM173 76H171V78H172ZM193 76H194V75H193ZM211 76H212V75H211ZM211 76H210V78H211ZM227 76H228V75H227ZM235 76H236V75H235ZM138 77H139V75H138ZM149 77H150V76H149ZM176 77H177V75H176ZM187 77H188V76H186V78H187ZM191 77H192V76H191ZM191 77H190V78H191ZM213 77H214V76H213ZM215 77H217V75H216ZM219 77H220V74H219ZM236 77H237V76H236ZM238 77H240V76H238ZM254 77H255V76H254ZM254 77H253V78H254ZM143 78H144V75H143L142 78L139 77V78H137V79H141V81H142ZM145 78H146V77H145ZM210 78H209V79H210ZM229 78H230V77H229ZM232 78H234V77H232ZM248 78H250V77L248 76ZM133 79H135V78H133ZM133 79H132V80H133ZM150 79H151V77H150ZM159 79H160V77H159ZM166 79L168 80V78H166ZM181 79H183V78H181ZM194 79H195V78H194ZM200 79H202V78H200ZM205 79H206V78H205ZM212 79H213V78H212ZM215 79H216V78H214L213 80H215ZM235 79H237V78H234V80H235ZM244 79H245V77H244ZM246 79H247V78H246ZM177 80H178V79H177ZM184 80H185V79H184ZM189 80H190V79H189ZM189 80H188V81H189ZM224 80H225V79H224ZM227 80H228V79H227ZM242 80H243V79H242ZM248 80H250V79H248ZM255 80H256V82H257V79H255ZM106 81H107V80H106ZM141 81H140V82H141ZM161 81H163V80L160 79V82H161ZM192 81H193V80H192ZM198 81H199V80H198ZM209 81H210V80H209ZM209 81L206 80V83L209 82ZM215 81H216V80H215ZM219 81H220V80H219ZM221 81H222V80H221ZM230 81L232 82V80H230ZM259 81H260V80H259ZM259 81H258V82H259ZM261 81H263V80H261ZM261 81H260V82H261ZM99 82H100V80H99ZM104 82H105V81H104ZM120 82H121V81H120ZM122 82H123V81H122ZM131 82H132V81H131ZM137 82H138V81H136V83H137ZM140 82H139V83H140ZM163 82H164V81H163ZM166 82H168V81H166ZM213 82H214V81H213ZM213 82L210 81V83H213ZM231 82H230V83H231ZM235 82H236V80H235ZM244 82H246V81H244ZM252 82H253V81H252ZM111 83H112V82H111ZM118 83H119V82H118ZM118 83H117V84H118ZM189 83H190V82H189ZM197 83H198V82H197ZM200 83H202V82H200ZM200 83H199V85H201ZM232 83H233V82H232ZM239 83H240V82H239ZM253 83L255 84V82H253ZM98 84H99V83H98ZM100 84H101V83H100ZM100 84H99V86H100V89H101V85H103V83H102L101 85H100ZM105 84H106V82H105ZM141 84H142V82H141ZM163 84H164V83H163ZM165 84H166V83H165ZM182 84H183V83H182ZM191 84H192V82H191ZM216 84H217V82H216ZM246 84H247V82H246ZM250 84H252V83H250ZM96 85H97V84H96ZM107 85H108V84H107ZM111 85H112V84H110V87H111ZM142 85H143V84H142ZM175 85H176V83H175ZM184 85H185V84H184ZM197 85H198V84H197ZM199 85H198V86H199ZM230 85H231V84H230ZM97 86H98V85H97ZM105 86H106V85H105ZM105 86H103V87L105 88ZM115 86H116V85H115ZM117 86H118V88H119V86H120V88H119L120 90H122L123 88H126V87H129V86H130L131 92H133V90H132L133 88H131V85H127V86L125 85V86H126V87H125L124 84H122V89H121V83H120L119 85H117ZM150 86H151V85H150ZM156 86H157V85H156ZM173 86H174V85H173ZM176 86H177V85H176ZM182 86H183V85H182ZM188 86H189V85H188ZM211 86H212V85H211ZM232 86H233V85H232ZM240 86H243V85H240ZM260 86H262V85H258L257 88H259ZM138 87H139V84H138ZM142 87H146V86H141V88H142ZM196 87H197V86H196ZM238 87H239V86H238ZM252 87H254V86H252ZM255 87H256V86H255ZM93 88H94V87H93ZM141 88H140V89H141ZM152 88H153V87H152ZM152 88H151V89H152ZM159 88H160V87H159ZM174 88H175V87H174ZM174 88H172V89H174ZM189 88H190V87H189ZM202 88H204V87H202ZM208 88H209V86H208ZM212 88H213V86H212ZM116 89H117V88H115V90H116ZM162 89H163V88H162ZM164 89H165V88H164ZM179 89H180V88H179ZM191 89H192V88H191ZM191 89H190V90H191ZM198 89H199V88H198ZM200 89H201V88H200ZM248 89H249V88H247V91H248ZM250 89H251V87H250ZM255 89H256V88H255ZM260 89H262V87H261ZM110 90H111V88H110ZM141 90H145V88H144V89H141ZM141 90H140V91H141ZM147 90H148V89H147ZM167 90H169V88H167ZM176 90H177V89H176ZM187 90H188V88H187ZM190 90H188V91H190ZM203 90H206V89H203ZM216 90H217V89H216ZM230 90H231V89H230ZM235 90H236V89H235ZM235 90H234V91H235ZM239 90H240V89H239ZM251 90H252V89H251ZM251 90H250V91H251ZM117 91H118V89L116 90V92H117ZM137 91H138V90H137ZM145 91H146V90H145ZM150 91H151V90H150ZM160 91H162L163 95H164V94L167 95V93H165V92H167V91H165V90H164L165 92H163V90H160ZM181 91H182V90H181ZM181 91H180V92H181ZM197 91H198V90H197ZM206 91H207V90H206ZM209 91H210V90H209ZM212 91H213V90H212ZM252 91H253V90H252ZM95 92H96V88H95ZM99 92H100V91H99ZM110 92H112V90H111ZM116 92H115V93H116ZM125 92H126V91H125ZM125 92H124V93H125ZM134 92H135V90H134ZM138 92H139V91H138ZM147 92H148V91H146V93H147ZM152 92H153V91H152ZM154 92H157V91H154ZM177 92H178V90H177ZM185 92H187V91H185ZM240 92H241V91H240ZM253 92H254V91H253ZM255 92H256V91H255ZM112 93H113V92H112ZM119 93H120V92H119ZM119 93H118V94H119ZM122 93H123V92H122ZM128 93H129V92H128ZM144 93H145V92H144ZM162 93H161V94H162ZM168 93H169V92H168ZM173 93H174V92H173ZM187 93H188V92H187ZM210 93H211V92H210ZM238 93H239V92H238ZM243 93H244V92H243ZM243 93H242V94H243ZM259 93H260V92H259ZM96 94H97V93H96ZM138 94H139V93H138ZM147 94H149V93H147ZM176 94H177V93H176ZM188 94H189V93H188ZM216 94H217V93H216ZM233 94H234V93H233ZM121 95H122V94H121ZM121 95L119 94V96H121ZM128 95H129V97H130V99H131L132 97L130 96V93H129ZM143 95H144V94H143ZM171 95H172V93H171ZM180 95H181V94H180ZM197 95H198V94H197ZM218 95H219V94H218ZM247 95H248V94H247ZM247 95L245 94L244 96H247ZM122 96H123V95H122ZM135 96H136V95H135ZM139 96L141 97L142 95H139ZM161 96H162V95H161ZM169 96H170V95H169ZM178 96H179V94H178ZM204 96H206V95H204ZM211 96H213V95H211ZM214 96H215V95H214ZM214 96H213V97H214ZM219 96H220V95H219ZM248 96H249V95H248ZM257 96H259V95H257ZM98 97H99V96H98ZM115 97H116V96H115ZM148 97H150V96L148 95ZM153 97L156 98V97H158V96L155 95V96H153ZM181 97H184V96L182 95ZM181 97H180V98H181ZM188 97H189V95H188ZM202 97H203V96H202ZM234 97H235V96H234ZM241 97H242V95H241ZM259 97H260V96H259ZM259 97H258V99H260ZM170 98H172V97H170ZM198 98H199V97H198ZM206 98H207V97H206ZM219 98H220V97H219ZM263 98H264V97H263ZM99 99H100V98H99ZM121 99H122V98H121ZM125 99H126V98H125ZM125 99H123V100L126 101ZM130 99H129V100H130ZM132 99H133V98H132ZM134 99H135V101L137 102V99H136V98H134ZM160 99H161V98H159L158 101H161V100H162V99H161V100H160ZM164 99H165V98H164ZM182 99H183V98H182ZM192 99H193V98L190 99V102H191ZM212 99H213V98H212ZM215 99H216V98H215ZM217 99H218V98H217ZM225 99H227V98H225ZM114 100H115V99H114ZM127 100H128V97H127ZM140 100H141V98H140ZM147 100H148V99H147ZM172 100H173V99H172ZM185 100H186L185 103H187V104L190 106V104H189L190 102H189L186 98H185ZM199 100H200V99H199ZM208 100H209V98H208ZM221 100H222V99H220V101H221ZM97 101H99V100H97ZM124 101H122L123 103H121V104H126V103H127V102H124ZM132 101H134V100H132ZM132 101H131L130 103H132ZM149 101L151 102V100H148V101H147L148 104H150ZM152 101H153V100H152ZM158 101H157V102H158ZM164 101H165V100H164ZM167 101H169V99H168ZM174 101H175V100H174ZM192 101H193V100H192ZM201 101H202V100H201ZM206 101H207V100H206ZM209 101H210V100H209ZM211 101H212V100H211ZM223 101H224V99L222 100V102H223ZM231 101H232V100H231ZM244 101H245V100H244ZM244 101H242L241 104H243ZM253 101H254V100H253ZM260 101H261V100H260ZM262 101H263V99H262ZM169 102H171V101H169ZM172 102H173V101H172ZM177 102H181V99H180V101H177ZM177 102H176V103H177ZM188 102H189V103H188ZM224 102H225V101H224ZM237 102H240V101H237ZM250 102H251V101H250ZM101 103H102V101H101ZM133 103H134L133 106L135 105V106H134V108H135V107H136V103H135V102H133ZM142 103H143V102H142ZM151 103H152V102H151ZM203 103H204V102H203ZM210 103H211V102H210ZM213 103H214V102H213ZM218 103H219V102H218ZM246 103H247V104H246L247 106L250 104V103H248V102H246ZM251 103H252V102H251ZM121 104H119V108H120V105H121ZM138 104H140V103L138 102ZM148 104H146L147 109H148V108L150 109V108L152 107V105H151V104L148 105ZM152 104H153V103H152ZM154 104H155V102H154ZM154 104H153V105H154ZM160 104H162V101H161ZM164 104L166 105L167 103H164ZM164 104L162 105L163 107L165 106ZM179 104H180V103H179ZM179 104H178V105H179ZM182 104H183V103H182ZM193 104H194V103H193ZM241 104H240V105H241ZM244 104H245V103H244ZM107 105H108V104H107ZM127 105H128V103H127ZM168 105H169V104H168ZM170 105H171V104H170ZM208 105H209V103H208ZM210 105H211V104H210ZM216 105H217V104H216ZM218 105H221V106H222L221 103H219ZM259 105H260V104H258V106H259ZM131 106H132V105H131ZM142 106H143V105H142ZM148 106H149V107H148ZM175 106H176V105H175ZM195 106H196V103H195ZM203 106H204V105H203ZM214 106H215V105H214ZM223 106H225V105H223ZM223 106H222V107H223ZM249 106H250V105H249ZM258 106H257V107H258ZM262 106H263V105H262ZM138 107H139V106H138ZM155 107H156V106H155ZM159 107H160V106H159ZM177 107H178V106H177ZM177 107H176V108H177ZM181 107H182V105H181ZM190 107H191V106H190ZM204 107H205V106H204ZM209 107H210V106H209ZM222 107H220V108H222ZM226 107H227V104H226V106H225L224 108L226 109ZM228 107H229V106H228ZM228 107H227V108H228ZM237 107H238V106H237ZM241 107H242V105H241ZM99 108H100V107H99ZM119 108H118V109H119ZM130 108H132V107H130ZM134 108H133V109H134ZM143 108H144V107H142L141 109H138V108H136V109H138L137 111H140V110H142ZM165 108H167V107H165ZM165 108H163V109H165ZM179 108H180V107H179ZM195 108H196V107H195ZM195 108H194V109H195ZM198 108H199V107H198ZM201 108H202V107H201ZM212 108H213V106H212ZM215 108H216V106H215ZM260 108H261V106H260ZM262 108H263V107H262ZM136 109H134V111H135L134 113H137V114H138L139 112H137ZM169 109H170V108H169ZM228 109H229V108H228ZM230 109H231V107H230ZM239 109H240V107H239ZM108 110H110V109H108ZM128 110L130 111L129 108H128ZM128 110H127V108H126V110H124V112H125L126 115H127V113H128V112H126V111H128ZM152 110H153V108L151 109V111L146 110L145 112H142V114L140 115L139 118H138V117H135L136 120H137V122H138V124H139V121H140V126L138 127V130H139V128L141 127V129H140L141 132H139V136H140L141 140L143 139V141L145 142V143H143V144H144L145 146H146V145H147V146L144 147V151H143V152H142L143 147H142V150H141V152L143 153V158L141 159V168H140L139 172L136 173L135 179L133 178L134 181H132V182L130 181L132 184H130V182H129L128 185H129V184H130L129 186L134 185L138 190H142V192L140 191L141 193H140L139 191L136 190L137 193H138V192L140 193V196L142 195V198H141V201H142V202H141L139 199H138V200L141 202V204L143 203V205H142V206H144V208L142 207V208H143V211H144V210L146 211V212H143V211H142V212H143L142 215L145 213V214H148V215H154V214L157 215V214H160V215H162V216H166V217L169 216V217H172V216L174 215V214L172 215V213L174 212V211H173V210H174V209H173V208H174V205H173V203H172V205H173V206H172V209H173V210L171 211V208L169 207L171 204L169 205V202H168V201L171 200L170 198H173V195H171V197L169 198V200H168V197H167V196H163V198L160 199V198L156 195V193H157V194H161V193L156 192V193L154 194V191H155V190H158V191H159V190H160V191H161V190H168V189H170V188L173 186V189H174V190H179V191H180V185H181V184H184V185H185V184H186L185 182L187 181L186 179L189 180L188 184L190 185V186H189V185L187 184L186 187L189 186L190 189H191V191H195L196 187H197V188L201 187L200 190H201V189H203V190H208V189L210 188V187H208V184H209V185H211V184L207 182V181H208L207 179L210 178V180L212 181L213 178H214V176L217 177L218 175H221L222 172L228 168V165H227V164H228V161L231 162V160H232L233 158H232L231 160H227L226 157H228V156H227V155H221V154L219 153V151H218L219 148L217 149V148H216L217 146H215V141L213 142V141H211V139H209V140L207 141L206 145H205V146H202V151H203V156H204V158H203V161H204L203 164H204V166H202V167H204V168L202 169V170H203L202 177H197V178H198V183H197V182L195 183V180H196V179H195V180H191V177H192V176H191L190 174L192 173V171H191V173L188 172L189 174L186 173V171H182V169H184V167H185L186 164L188 163V161H187V163H186V160H185V162L182 161V163H186V164H184L185 166L179 161V162H180L179 164H182V165H183V168L180 169L179 172L177 171V172L174 174L175 168H174V171H173V168L170 167V164H171L170 159H171V161L174 160V159H172V157L174 156V154L171 153V151H170V150H173V149H169V148H168L169 141H172V142L174 141V140H173V137L168 141V143H165V144H167V145L165 146L166 149L164 148L165 150H163V148H162V151H164V152H160L161 154L163 153L162 155L158 154L159 152L157 153V150H156L157 147L155 148L156 144H155V146H154V144H152L154 147H153L152 145L149 144V143H150L149 141H154V140L156 139V136H157V135L154 136L155 138L153 137L154 140H149V138H148V137H150V135H148V133H150V132H149V130L147 129V126H149V125L147 124V123H148V119H150V118H148V114H151V115H152V112H153ZM161 110H162V108H161ZM166 110H167L166 112L168 113V112H169V111H168V108H167ZM171 110H172V109H171ZM196 110H197V108H196ZM214 110H215V109H214ZM214 110H213V112H214ZM258 110H259V109H258ZM263 110H264V109H263ZM263 110H262V111H263ZM102 111H103V110H102ZM104 111H105V109H104ZM104 111H103L102 114H104ZM110 111H111V110H110ZM132 111H133V110H132ZM142 111H143V110H142ZM184 111H186V110H184ZM193 111H194V110H193ZM197 111H198V110H197ZM201 111H203V110H201ZM205 111H206V108H205ZM209 111H210V108H209ZM246 111H248V110H246ZM246 111H245V113H247ZM114 112L117 113L116 110H115ZM114 112H113V115H114ZM122 112H123V111H122ZM130 112H131V111H130ZM158 112L160 113L161 111H158ZM199 112H200V111H199ZM215 112H216V111H215ZM215 112H214V113H215ZM229 112H230V111H229ZM235 112H236V110H235ZM250 112H251V111H250ZM105 113H107V112H105ZM111 113H112V112H111ZM131 113H132V112H131ZM134 113H133V114H134ZM153 113H154V112H153ZM164 113H165V112H164ZM167 113H166V114H167ZM200 113H201V112H200ZM219 113H220V111H219ZM251 113H252V112H251ZM119 114H120V113H119ZM162 114H163V113H162ZM172 114H173V113H172ZM172 114H167V115H172ZM182 114H183V113H182ZM192 114H193V113H192ZM192 114H190V115L192 116L193 119L189 116V114H188L187 116H188V118L190 117V119L194 120V118H195L194 115H195V114H194V115H192ZM247 114H248V113H247ZM259 114H260V113H259ZM92 115H93V114H92ZM128 115L131 116V114H128ZM134 115H136V114H134ZM134 115H133V116H134ZM151 115H150V117H151V118H154V117H152ZM173 115H175V114H173ZM176 115H177V114H176ZM176 115H175V117L178 116V115H177V116H176ZM217 115H219V114H217ZM217 115H216V116H217ZM226 115H227V114H226ZM240 115H241V114H240ZM89 116H90V115H89ZM109 116H110V115H109ZM154 116H155V114H154ZM159 116H160V114H159ZM183 116H185V115H183ZM193 116H194V117H193ZM206 116H207V115H206ZM221 116H222V115H221ZM228 116H231V115H228ZM249 116H251V115H249ZM249 116H246V117H247V120H249V119L251 118V117L249 118ZM104 117H106V114L104 115ZM118 117H119V116H118ZM155 117H156V116H155ZM157 117H158V116H157ZM157 117H156V118H157ZM160 117H161V116H160ZM160 117L157 118V119H160V121H158V123H159V122H162ZM163 117H164V115H163ZM169 117H170V116H169ZM224 117H225V116H224ZM224 117H223V118L220 117V118L222 119L221 121H224V122H225V120H223V119H226V118H224ZM241 117H242V116H241ZM101 118L103 119V116L100 117V123H102L103 121H107V120H102ZM119 118H120V117H119ZM121 118H123V116H122ZM131 118H132V116H131ZM133 118H134V117H133ZM133 118H132V120H133ZM137 118H138L139 120H138ZM156 118H155V119H156ZM165 118H166V117H165ZM178 118H179V117H178ZM202 118H203V117H202ZM202 118H201V119H202ZM209 118H210V117H209ZM248 118H249V119H248ZM108 119H109V118H108ZM129 119H130V118H129ZM170 119H171V118H170ZM172 119H173V118H172ZM172 119H171V120H172ZM182 119H183V118H182ZM201 119H200L199 122H195V123L192 122L193 125H192V123L190 122V120L188 121V119H187L188 122H187V121H186V122H187V123L190 122L191 125H190V124H189V125L193 128L194 124H195V126H196V123H197L198 125H202V123H201L202 120H201ZM210 119H211V118H210ZM236 119H237V118H236ZM238 119H239V118H238ZM258 119H259V116H258ZM83 120H84V119H83ZM89 120H92V118L89 119ZM97 120H98V119H97ZM125 120H126V119H125ZM127 120H128V119H127ZM162 120H163V119H162ZM192 120H191V121H192ZM204 120H206V119H204ZM227 120H228V119H227ZM247 120H246V121H247ZM252 120H253V119H252ZM252 120L250 119V121H252ZM259 120H260V119H259ZM92 121H94V120H92ZM121 121H122V119H121ZM129 121H130V120H129ZM129 121H128V122H129ZM172 121H174V120H172ZM196 121H197V120H196ZM95 122H97V121H95ZM98 122H99V121H98ZM118 122H119V121H118ZM133 122H134V121H132V123H133ZM150 122H151V120H150ZM152 122H153V121H152ZM154 122H155V120H154ZM165 122L167 123V121H165ZM165 122H163V123L165 124ZM176 122H177V121H176ZM176 122H175V123H176ZM231 122H232V121H231ZM238 122H239V121H238ZM259 122H260V121H259ZM119 123H120V122H119ZM122 123H123V121H122ZM132 123H130V124L132 125ZM179 123H180V122H179ZM199 123H200V124H199ZM211 123H212V122H211ZM228 123H230V122H228ZM249 123H250V122H249ZM89 124H91L90 121H89ZM98 124H99V123H98ZM111 124H112V123H111ZM125 124L128 125L127 121L125 122ZM125 124H124V125H125ZM155 124H157V121H156ZM161 124H162V123H161ZM161 124H160V125H161ZM168 124H169V123H168ZM168 124H167V125H168ZM170 124H174V122H173V123H170ZM212 124H213V123H212ZM214 124H215V123H214ZM222 124H223V123H222ZM239 124H240V123H239ZM239 124H238V125H239ZM250 124H251V123H250ZM260 124H261V123H260ZM93 125H95V124H93ZM104 125H105V124H104ZM104 125H101V126L98 125V127L100 126V128H101L102 126L104 127ZM108 125H109V124H108ZM114 125H115V124H114ZM181 125H182V124H181ZM225 125H227V124L225 123L224 126H225ZM235 125H237V124H235ZM238 125H237V126H238ZM252 125H253V124H252ZM95 126H97V125H95ZM115 126H116V125H115ZM120 126H122V125H120ZM132 126H133V125H132ZM152 126H153V124H152ZM156 126H158V124H157ZM162 126H163V125H162ZM164 126H166V124H165ZM164 126L161 127V128L165 129V128L167 127V126H166V127L164 128ZM179 126H180V125H179ZM179 126H178V127H179ZM186 126H188V124H186ZM208 126H209V125H208ZM208 126H207V127H208ZM216 126H217V124H216ZM242 126H243V125H241V128H242ZM254 126H255V124H254ZM98 127H97V129H98ZM123 127H124V126L119 127V128H123ZM170 127H171V126H169V128H170ZM174 127H175V126H174ZM180 127H181V128H182V127L184 128V126H180ZM180 127H179V128H180ZM197 127H198V126H197ZM203 127H204V126H203ZM227 127H228V126H227ZM231 127H232V126H231ZM250 127H252V126H250ZM92 128H93V127H91L90 129H92ZM108 128H109V127H108ZM108 128H107V130H108ZM111 128H112V127H111ZM124 128H125V127H124ZM124 128H123V129H124ZM128 128L130 129V126H129ZM128 128H127V129H128ZM154 128H155V127H154ZM154 128H153V129H154ZM157 128H158V127H157ZM159 128H160V127H159ZM159 128H158V129H159ZM171 128L173 129V126H172ZM179 128H178V130H179ZM181 128H180V129H181ZM201 128H202V127H201ZM208 128H209V129H212L213 127H208ZM215 128H216V127H215ZM223 128H224V127H223ZM225 128H226V127H225ZM225 128H224V129H225ZM229 128H230V127H229ZM244 128H245V127H244ZM244 128H243V130L245 131L246 128H245V129H244ZM101 129H102V128H101ZM105 129H106V128H105ZM105 129H103V130H105ZM114 129H115V128H114ZM131 129H132V128H131ZM134 129H137V127H135ZM149 129L152 130L151 128H149ZM163 129H161V130L159 129V130H157V131H162V132H163ZM167 129H168V128H167ZM167 129H166V132L169 131V130L167 131ZM174 129H175V128H174ZM176 129H177V127H176ZM188 129H190V128L188 127ZM196 129H197V128H196ZM227 129H228V128H227ZM232 129H233V128H232ZM235 129H237V128L235 127ZM99 130H100V129H99ZM103 130H102V131H103ZM120 130H121V129H120ZM140 130H139V131H140ZM154 130H155V129H154ZM154 130H153V131H154ZM170 130H171V129H170ZM181 130H182V129H181ZM192 130H193V129H192ZM198 130H199V129H198ZM216 130H217V129H216ZM222 130H223V129L221 128V131H222ZM238 130L240 131V129H238ZM254 130H255V129H254ZM100 131H101V130H100ZM100 131H98L99 134H100V136H101V135H105V131H106V130L103 131L104 134H103L102 131H101V132H102V134H101ZM109 131H110V130H109ZM109 131H108V133H109ZM127 131H128V130H127ZM131 131H132V134H133L135 131L137 132V130H135V131H134V130H130L129 132H131ZM153 131H151V132H153ZM155 131H156V130H155ZM172 131H174V130H172ZM188 131H189V130H188ZM194 131H195V130H194ZM217 131H218V130H217ZM223 131H224V130H223ZM235 131H236V130H234V132H235ZM239 131H238V132H239ZM248 131H249V130H248ZM248 131H246V132L248 133ZM258 131H259V130H258ZM95 132H97V130H96ZM98 132H97V133H98ZM111 132H112V131H111ZM116 132H117V131H116ZM164 132H165V131H164ZM175 132H176V131H174V133H175ZM183 132H185V130H184ZM183 132H182V133H183ZM211 132H212V130H211V131L209 130V137H210V133H211ZM213 132H214V131H213ZM241 132H242V131H241ZM250 132H251V131H250ZM250 132H249L250 135H252V134L254 133V134L252 135L253 137H254V135L257 133V132H256V133H255V132L250 133ZM263 132H264V130H263ZM93 133H94V132H93ZM106 133H107V131H106ZM123 133H124V132H123ZM154 133H156V132H154ZM154 133H153V135H154ZM158 133H160V132H158ZM169 133H170V132H169ZM177 133H179V131H177ZM191 133H192V132L190 131L188 135H190ZM203 133H204V135H205V137H206L207 134H206L205 132H203ZM203 133L200 132V134H203ZM218 133H220V132L218 131ZM87 134H88V133H87ZM99 134H98V135H99ZM124 134H125V133H124ZM128 134H129V133H128ZM134 134L137 135V133H134ZM156 134H157V133H156ZM162 134H163V133H162ZM234 134H235V133H234ZM238 134H239V135L241 134V137H242V133L239 132ZM262 134L264 135V133H262ZM110 135H111V134H110ZM110 135L107 136V134H106L105 136H107V137H106L105 139L107 140L108 137L110 138ZM119 135H120V134H119ZM125 135H126V134H125ZM125 135H124V136H125ZM147 135H148V136H147ZM158 135H159V134H158ZM163 135L165 136V133H164ZM163 135H161V136L163 137ZM169 135H170V134H169ZM172 135H174L173 132H172ZM177 135H178V134H176L175 136L177 137ZM182 135H183V134H182ZM192 135H193V133H192ZM213 135H214V136H213ZM213 135H212V137H214V140H216V139H215L216 133L213 134ZM230 135L232 136V134H230ZM250 135H249V137H251ZM263 135H261V136L263 137L262 139H264V136H263ZM100 136H98V137L102 140L104 137L101 138ZM121 136H122V135H121ZM127 136H128V135H126V138L128 139ZM166 136H167V135H166ZM170 136H171V135H170ZM175 136H174V137H175ZM199 136H200V135H199ZM231 136H230V137H231ZM93 137H94V135H93ZM95 137L97 138V136H95ZM122 137H123V136H122ZM134 137H137V138H138V136H135V135H134ZM151 137H152V136H151ZM151 137H150V139H151ZM159 137H160V136H159ZM159 137H158V138H159ZM182 137H183V136H182ZM182 137H180V138H182ZM201 137H202V136H201ZM201 137H200V138H201ZM217 137H218V136H217ZM243 137H244V136H243ZM243 137H242V138H243ZM245 137H247L246 134H245ZM249 137H248V138H249ZM259 137H260V136H259ZM259 137H258V134H257V138H259ZM96 138H95V139H96ZM115 138H116V136H114V139H115ZM130 138H131V135H130ZM132 138H133V137H132ZM137 138H136V139H137ZM163 138H164V137H163ZM163 138H162V139H163ZM184 138H185V137H184ZM198 138H199V137H198ZM203 138H204V136H203ZM232 138H233V137H232ZM242 138H241V140L244 141V139H242ZM257 138H256V141H257ZM260 138H261V137H260ZM260 138H259L258 140H259V142L262 143L264 140L262 141V140H260ZM86 139H88L87 135H86ZM105 139H103V140L106 141ZM138 139H139V138H138ZM167 139H168V138H167ZM178 139H179V138H178ZM185 139H186V138H185ZM192 139H193V138H192ZM225 139H226V138H225ZM230 139H231V138H230ZM235 139H237V136H236ZM239 139H240V138H239ZM251 139H252V137H251ZM254 139H255V137H254ZM111 140H112V141H111ZM111 140H110L109 142H108V141L106 142L107 145H106V147L104 146L105 148H107V147L109 148V147H111V146H116V143H117V142H114L112 138H111ZM123 140H124V139H123ZM129 140H130V139H129ZM141 140H139V141H141ZM175 140H176V139H175ZM187 140H188V139H187ZM189 140H190V139H189ZM201 140H202V138H201ZM217 140H218V139H217ZM227 140H228V139H227ZM227 140H226V141H227ZM237 140H238V139H237ZM94 141H95V140H94ZM125 141H126V140H125ZM130 141H131V140H130ZM130 141H128V142H130ZM136 141L138 142V140H136ZM143 141H142V142H143ZM157 141H159V139H158ZM162 141H163V143H164V141L167 142V140H164V139H163ZM205 141H206V140H205ZM220 141H221V140H220ZM234 141H235V140H234ZM248 141H249V142H252V140H248ZM248 141H247V142H248ZM256 141H255V142H256ZM99 142H102V141H99ZM99 142H98V143H99ZM122 142H123V141H121L120 143H122ZM128 142H127V143H128ZM137 142H136L134 145L138 144ZM160 142H161V138H160ZM160 142H159V145H160ZM178 142H179V141H178ZM202 142H203V141H202ZM202 142H201V145L204 143V142H203V143H202ZM232 142H233V141H232ZM238 142H240V141H238ZM249 142H248V143H249ZM255 142L253 141L252 144H253V145H256L257 143H255ZM259 142H258V144L256 145L257 147L261 144V143L259 144ZM94 143H95V142H94ZM94 143L91 142V144H94ZM103 143H104V142H103ZM106 143H105V144H106ZM123 143H125V142H123ZM127 143H126V144H127ZM161 143H162V142H161ZM170 143H171V142H170ZM174 143H177V142L174 141ZM198 143H199V142H198ZM222 143H223V140H222ZM235 143H236V142H235ZM240 143H241V142H240ZM254 143H255V144H254ZM96 144H97V143H96ZM157 144H158V143H157ZM171 144H172V143H171ZM178 144H180V143H178ZM184 144H185V143H184ZM193 144H194V143H193ZM226 144H227V142H226ZM230 144H232V143H230ZM237 144H239V143H237ZM244 144H245V142H244ZM246 144H247V143H246ZM246 144H245V145H246ZM100 145H101V144H100ZM173 145H174V144H173ZM185 145H186V144H185ZM197 145H198V144H197ZM199 145H200V143H199ZM199 145L196 146V147L199 148ZM216 145H217V144H216ZM220 145H221V144H220ZM245 145H244V147H245ZM92 146H93V145H92ZM122 146H123V145H122ZM124 146H127V145H124ZM162 146H163V145H162ZM162 146H161V147H162ZM182 146H183V145H182ZM187 146H188V145H187ZM187 146H186V147H187ZM191 146H194V145H191ZM218 146H219V145H218ZM228 146H229V145H228ZM230 146H231V145H230ZM232 146H233V145H232ZM232 146H231L230 148H232ZM246 146H247V145H246ZM256 146H254L255 149H256ZM94 147H95V146H94ZM96 147H98V146H96ZM99 147H100V146H99ZM117 147L119 148V146H117ZM131 147H133V146H131ZM140 147H141V145H140ZM140 147L138 146V148H140ZM170 147H172V146L170 145ZM174 147H178V146H175V145H174ZM179 147H180V146H179ZM223 147H224V146H223ZM235 147H236V146H235ZM260 147H261V145H260ZM260 147H258V151H255V149L252 147V148L254 149V152H251V153H252V154L250 153V154H251V157H250V155H249V158L246 159V162H244V161H243V162H244V164L246 163V165H247L248 168H249V172H248L247 170H246V171L250 174L251 179H252V182H253V183L256 182V183L254 184V185H255V190H258V189L260 188V189H262L261 191H263V190H264V157H260V156H259V154H261V152H259V151H261L262 149H264V142L262 143V147H261L262 149H261V150L259 149ZM122 148H125V147H122ZM136 148H137V145H136ZM136 148H133V149H134V152H135L136 150L138 151V149H136ZM158 148H159V147H158ZM158 148H157V149H158ZM172 148H173V147H172ZM182 148H183V147L179 148V151H180V149L182 150ZM188 148H189V147H188ZM198 148H197V150H198ZM200 148H201V146H200ZM200 148H199V149H200ZM230 148H229V149H230ZM245 148H246V147H245ZM247 148H248V146H247ZM247 148H246V149H247ZM93 149H95V148H93ZM177 149H178V148H177ZM177 149H176V150H177ZM223 149L226 150V148H222V150H223ZM234 149H235V148H234ZM236 149H237V148H236ZM246 149H244V150H246ZM96 150H100V148H99V149L96 148ZM111 150H112V149H111ZM127 150H128V149H127ZM139 150H140V149H139ZM183 150H184V148H183ZM238 150H239V149H238ZM256 150H257V149H256ZM100 151H101V150H100ZM103 151H105V150H103ZM113 151H115V150H113ZM123 151H124V149H123ZM123 151H122L121 153H123ZM128 151H129V150H128ZM128 151H127V155H128ZM158 151H159V150H158ZM160 151H161V150H160ZM173 151H175V149H174ZM228 151H229V150H228ZM235 151H236V150H235ZM252 151H253V150H252ZM110 152H111V151H110ZM138 152H139V151H138ZM141 152H140V153H141ZM177 152H178V151H177ZM194 152H196V151H194ZM226 152H227V151H226ZM230 152H232V151H230ZM237 152H238V151H237ZM245 152H246V151H244V153H245ZM106 153H107V152H106ZM106 153H105V154H106ZM111 153H112V152H111ZM140 153H139V155H140ZM174 153H175V152H174ZM179 153H181V151H180ZM182 153H183V151H182ZM234 153H236V152H234ZM240 153H241V152H240ZM97 154H98V152H97ZM186 154H187V150H186ZM186 154H185V156L187 157ZM188 154H189V153H188ZM190 154H191V153H190ZM198 154H201V153H198ZM230 154H231V153H230ZM232 154H233V153H232ZM245 154H246V153H245ZM248 154H249V153H248ZM99 155H100V153H99ZM99 155H98L99 158L97 157V160L100 159V156H99ZM102 155H103V154H102ZM107 155H108V157H109V154H107ZM121 155H122V154H121ZM121 155H120V156H121ZM135 155H136V154H135ZM135 155H134V156H135ZM175 155H176V153H175ZM178 155H180V154H178ZM178 155H177L176 157H178ZM194 155H197V153H196V154H193V156H194ZM228 155H229V154H228ZM262 155H264V151H263V154H262ZM112 156H113V154H112ZM114 156H115V155H114ZM114 156H113V157H114ZM136 156H137V155H136ZM188 156H189V155H188ZM193 156H192V157H193ZM225 156H226V157H225ZM234 156H235V155H234ZM238 156H239V155H238ZM238 156H237V157H238ZM244 156H245V155H244ZM101 157H102V156H101ZM104 157H106V156H104ZM124 157H125V156H124ZM129 157H130V158H129ZM137 157H138V156H137ZM137 157H135V158H137ZM198 157H200V155H199ZM232 157H233V156H232ZM237 157L235 156L236 159H237ZM241 157H242V156H241ZM109 158H110V157H109ZM122 158H123V157H122ZM181 158H182V156H181ZM193 158H194V157H193ZM193 158H191V161H193V160H192ZM235 158H234V159H235ZM242 158H244V157H242ZM262 158H263V160H262ZM103 159H104V158H103ZM107 159H108V158H107ZM126 159H129V160H130V159H131V156L128 155V158L126 157ZM126 159H124V160H126ZM138 159H140V158H138ZM177 159H178V158H177ZM194 159H195V158H194ZM100 160H101V159H100ZM100 160H99V162H100ZM110 160H111V158H110ZM179 160H180V159H179ZM189 160H190V159H189ZM198 160H199V158L197 159V161H198ZM200 160H202V159H200ZM238 160H239L240 163H241V159L238 158ZM238 160H237V161H238ZM242 160H243V159H242ZM103 161H104V160H103ZM114 161H115V159H114ZM127 161H128V160H127ZM127 161H125V163H124V161L122 160L123 165L127 164ZM131 161H132V160H131ZM131 161H129V162H130L129 165L131 164ZM139 161H140V160H139ZM176 161L178 162V160H176ZM239 161H238V162H239ZM105 162H106V161H105ZM109 162H110V161H109ZM137 162H138V160H137ZM172 162H173V161H172ZM193 162H194V161H193ZM195 162H196V160H195ZM234 162H235V161H234ZM100 163H101V162H100ZM112 163H113V162H111V165H112ZM120 163H121V162H120ZM133 163H134V162H133ZM174 163H175V161H174ZM200 163H201V162H200ZM200 163H198V164H200ZM232 163H233V162H231V164H232ZM106 164H107V163H106ZM172 164H173V163H172ZM172 164H171V166H173ZM188 164H189V163H188ZM190 164H192V163H190ZM99 165H100V164H99ZM109 165H110V164H109ZM121 165H122V164H121ZM121 165H120V166H121ZM127 165H128V164H127ZM132 165H133V164H132ZM201 165H202V163H201ZM232 165H234V164H232ZM100 166H102V163H101ZM105 166H106V165H105ZM105 166H103V167H105ZM176 166H177V164H175V167H176ZM194 166H198V165H194ZM194 166H193V167H194ZM235 166H236V165H235ZM108 167L110 168V167H113V166H108ZM130 167L132 168L133 166H130ZM130 167H129V168H130ZM181 167H182V166H181ZM187 167H188V165H187ZM198 167H199V166H198ZM231 167H232V166H231ZM236 167H237V166H236ZM245 167H246V166H245ZM122 168H123V167H122ZM124 168H125V167H124ZM135 168H136V167H135ZM178 168H180L179 165H178ZM189 168H190V166H189ZM126 169H127V168H126ZM132 169H133V168H132ZM176 169H177V168H176ZM192 169H193V168H192ZM195 169H196V168H195ZM232 169H233V168H232ZM122 170H123V169H122ZM122 170H121V171H122ZM177 170H178V169H177ZM185 170H187V168H186ZM197 170H200V169L197 168ZM239 170H240V169H239ZM106 171H107V169H106ZM106 171H105V172H106ZM128 171H129V169H128ZM187 171H188V170H187ZM113 172H116V173H117L116 170H113ZM124 172H127V171H125V169H124ZM129 172H130V171H129ZM240 172H241V171H240ZM240 172H239V173H240ZM242 172H243V171H242ZM107 173H108V171H107ZM107 173H106V174H107ZM177 173H179L180 175H179V174L177 175ZM197 173H198V172H197ZM199 173H200V171H199ZM233 173H235V172H232L231 175H232ZM122 174L124 175L123 172H122ZM126 174H127V176L129 175V173H126ZM131 174H132V173H131ZM185 174H186V175H185ZM187 174H188V175H187ZM200 174H201V173H200ZM249 174H247V175H249ZM111 175H113V174H111ZM183 175H184V177H185L186 179H185V181H183V183H182V181H181V184H180V182H179L180 179H179V178H182ZM192 175H195V172L192 173ZM233 175H234V174H233ZM240 175H241V173H240ZM114 176H115V175H114ZM119 176H120V175H119ZM125 176H126V175H125ZM179 176H180V177H179ZM181 176H182V177H181ZM199 176H200V175H199ZM222 176H223V175H222ZM227 176H228V175H227ZM116 177H117V176H115V177H112V176H111V179H110L107 183L103 184L102 187L100 186V187H101V190H102V192H101V191H100V192H101L102 195L104 194V195L107 197V192H108V190H111V189L114 187L113 184H114V180H116V179H115ZM121 177H122V176H121ZM121 177H119V179H120ZM123 177H124V176H123ZM178 177H179V178H178ZM193 177H194V176H193ZM219 177H220V176H218L217 178H219ZM108 178H109V177H108ZM126 178H127V177H126ZM223 178H224V177H222V179H223ZM239 178H241V177H239ZM119 179H117V180H119ZM128 179L130 180V178H128ZM178 179H179V180H178ZM182 179H183V178H182ZM182 179H181V180H182ZM215 179H216V178H215ZM228 179H229V178H228ZM232 179H233V177L231 178V180H228V181H233ZM107 180H108V179H107ZM121 180H122V178H121ZM121 180H120V181H121ZM131 180H132V179H131ZM210 180H209V181H210ZM219 180H220V178H219ZM223 180H224V179H223ZM225 180H226V179H225ZM236 180H237V179H236ZM238 180H239V179H238ZM249 180H250V179H249ZM127 181H128V180H127ZM211 181H210V182H211ZM216 181H217V180H216ZM220 181H222V180H220ZM226 181H227V180H226ZM116 182H117V181H116ZM122 182H123V181H122ZM176 182H177V183H176ZM178 182H179V183H178ZM214 182H215V180H214ZM222 182H225V181H222ZM258 182H259V184H257ZM118 183H119V182H118ZM120 183H121V182H120ZM120 183H119V185H120ZM215 183H218V181L215 182ZM219 183H220V182H219ZM219 183H218V184H219ZM235 183H236V182H235ZM100 184H101V183H100ZM116 184H117V183H116ZM125 184H127V183H126V180H125V182H124V185H125ZM164 184L167 185V186H165ZM196 184H197L198 186H196ZM213 184H214V183H213ZM224 184H226V182H225ZM232 184H234V182H233ZM239 184H240V183H239ZM111 185H113V187H111ZM119 185H118V186H119ZM124 185H123V186H124ZM128 185H125V186H128ZM163 185H164V186H163ZM171 185H172V186H171ZM184 185H183V186H184ZM216 185H217V184H216ZM219 185H220V184H219ZM229 185H231V184L229 183ZM234 185H237V184H234ZM98 186H99V185H98ZM120 186H121V185H120ZM125 186H124L123 189L126 188ZM181 186H182V185H181ZM183 186H182V187H183ZM212 186H213V185H212ZM223 186H224V185H223ZM232 186H233V185H232ZM163 187H165V188H163ZM166 187H167V188H166ZM182 187H181V188H182ZM216 187H217V186H216ZM218 187H219V186H218ZM221 187H222V184H221ZM221 187H220V188H221ZM225 187H226V186H225ZM228 187H229V186H228ZM233 187H234V186H233ZM236 187H237V186H235L234 190H235V191H239V190H236V189H237ZM117 188H118V187H117ZM121 188H122V187H121ZM129 188H130V187H129ZM136 188H133V191H134V189H136ZM230 188H231V186H230ZM239 188H240V187H239ZM239 188H238V189H239ZM241 188H242V187H241ZM249 188H251V187H249ZM249 188H248V189H249ZM97 189H99V188H97ZM115 189H116V186L114 187V190H113V191H115ZM188 189H189V188H188ZM190 189H189V191H190ZM211 189H212V188H211ZM213 189H214V187H213ZM218 189H219V188H218ZM224 189H225V188H224ZM227 189H228V188H227ZM232 189H233V188H232ZM232 189H231V190H232ZM243 189H244V187H243ZM243 189H241V190H243ZM99 190H100V189H99ZM99 190H98V192H96L97 194H99ZM116 190H117V189H116ZM126 190L129 191L127 188H126ZM152 190H153V191H152ZM170 190H171V189H170ZM174 190H173L172 193L175 192ZM200 190L198 189V191H200ZM220 190H221V189H220ZM228 190H229V189H228ZM228 190H227V191H228ZM160 191H159V192H160ZM179 191H177V192H178V193H176L177 195H180L179 193L182 192V189H181V192H179ZM214 191H216V190H214ZM217 191H218V190H217ZM243 191H244V190H243ZM161 192H162V191H161ZM163 192H164V191H163ZM165 192H166V191H165ZM165 192H164V193H165ZM169 192H170V191H168V194H169ZM183 192H184V191H183ZM185 192H187V191H185ZM185 192H184V193H185ZM196 192H197V191H196ZM225 192H226V189H225ZM229 192H231V191H229ZM244 192H245V191H244ZM252 192H253V191H252ZM257 192H258V191H257ZM131 193H132V188H131V192H130V194H131ZM137 193H136V194H137ZM190 193H194V192H190ZM202 193H203V191L200 192L199 195H196V196H195V195L193 194L192 196H193V197L195 196V198H196L197 196H200V194H201V196H204V199L206 198L205 200H207L209 197H208V198L205 197V196H206L205 193H204L203 195H202ZM253 193H254V192H253ZM258 193H259V192H258ZM258 193H257V194H258ZM133 194H134V193H133ZM162 194H163V193H162ZM195 194H197V193H195ZM207 194H208V193H207ZM218 194H219V193H218ZM243 194H245V193H243ZM115 195H118V193H117V194L115 193ZM128 195H129V194H128ZM208 195H209V194H208ZM208 195H207V196H208ZM221 195H223V193H222ZM227 195H229V193L226 194V197H227ZM251 195L253 196V194H251ZM262 195H263V194H262ZM112 196H113V194H112ZM138 196H139V194H138ZM140 196H139V197H140ZM160 196H161V195H160ZM168 196H169V195H168ZM180 196H181V195H180ZM183 196H184V195H183ZM201 196H200V198H202ZM209 196H211V197H210V199H211V198H212V195H209ZM214 196H217L216 193H215ZM219 196H220V195H219ZM223 196H224V195H223ZM242 196H243V195H242ZM242 196H238V198H234L235 200L233 199V201H232V199H231V200H228L229 202L225 205V206H226V210H230L231 215L235 218L234 221L238 222L237 224L240 223V226H242V227H243V225H241V222H244V221L246 222V220H248V219H249L252 223H259V221H261V220L263 221V220H264V209L261 210V211H257L256 208H255V206L253 205V203L250 202V201H249V202H246V201H248V199H245V197H243V198L246 200V201H245V200L242 199ZM248 196H250V192H249V195H248ZM103 197H104V196H103ZM106 197H104V198L106 199ZM129 197H132V196L129 195ZM139 197H138V198H139ZM184 197H185V196H184ZM188 197H189V196H188ZM190 197H191V196H190ZM193 197H192V199H193L192 201H195ZM230 197H231V196H230ZM260 197L262 198V196H260ZM97 198H100V197L98 196ZM108 198H109V197H108ZM135 198H136V197H135ZM177 198H178V197H177ZM182 198H183V197H182ZM185 198H186V197H185ZM185 198H184V199H185ZM216 198H217V197H216ZM218 198H219V197H218ZM220 198L224 201V199H223L222 197H220ZM105 199H104L103 202H105ZM109 199L112 200L113 197H112V198H109ZM126 199H127V198H126ZM164 199H165V200H164ZM188 199H189V198H188ZM188 199H186V200H188ZM196 199H199V198H196ZM204 199H203V200H202V199H199V200H201L202 202H206V201H204ZM254 199H255V198H254ZM111 200H110V201H111ZM123 200H124V199H123ZM127 200H128V199H127ZM208 200H209V199H208ZM212 200L215 201L216 199L214 198V199H212ZM212 200H211V202H212ZM222 200H218V202H219V201H222ZM263 200H264V199H263ZM106 201H107V199H106ZM133 201H134V198H133ZM139 201H138V202H139ZM214 201H213V202H214ZM112 202H114V201H112ZM130 202H132V201H130ZM130 202H129V200H128V204H129ZM134 202H136V201H134ZM134 202H132L131 204L133 205ZM138 202H136V203L138 204ZM140 202H139V204H140ZM170 202H171V201H170ZM183 202H184V201H183ZM189 202H190V204H191V201H189ZM202 202L198 201V204L200 203V205H202V204H203ZM211 202H210V200H209L208 203H211ZM216 202H217V201H216ZM262 202H263V201H262ZM195 203H197V202L195 201ZM206 203H207V202H206ZM208 203H207V204H208ZM249 203H251V204H249ZM258 203H259V201H258ZM258 203H257V205H258ZM260 203H261V202H260ZM103 204H104V203H103ZM126 204H127V202H126ZM128 204H127V205H128ZM131 204H130V205H131ZM139 204H138V206L134 204L135 206L133 205V207H134V208H136V207L138 208V207H139ZM177 204H178V203H177ZM187 204H189V203H187ZM198 204H196V205L198 206ZM214 204H215V203H214ZM261 204H262V206H263V203H261ZM261 204H259V205H261ZM130 205H128V207H129ZM132 205L130 206L131 209H132ZM179 205H181V204H179ZM179 205H177V206H179ZM192 205H193V203H192ZM211 205H212V204H210L209 207H207V205H205V207L210 208ZM221 205H224V204L221 203V204H218V205H217V206H219V207H218L219 209L221 208ZM177 206L175 205V208H177ZM212 206H213V205H212ZM225 206H224V209H225ZM140 207H141V206H140ZM184 207H186V206H184ZM189 207H191V206H189ZM194 207H196V206H194ZM194 207H193V208H194ZM200 207H201V206H199V208H200ZM124 208H125V207H124ZM124 208H123V209H124ZM126 208H127V207H126ZM126 208H125V209H126ZM137 208L134 209V211H135V210L138 211V210L140 209V208H138V209H137ZM142 208H141V209H142ZM169 208H170V212H169ZM178 208H179V207H178ZM196 208H197V210H199L198 207H196ZM207 208H204V210H205V209H206V211L209 210V209H207ZM260 208H261V207H260ZM131 209H130V213H131ZM179 209H180V208H179ZM187 209H188V208H187ZM187 209H186V210H187ZM190 209H191V208H189V210H190ZM202 209H203V207H202ZM219 209L217 210V211H218V214L220 213V212H219ZM224 209H223V210H224ZM261 209H262V208H261ZM175 210H176V209H175ZM186 210H184V208H183V211H186ZM194 210H195V209H194ZM214 210H215V209L212 208V211H214ZM223 210H222V211H223ZM126 211H127L126 213H129V212H128V209H126ZM134 211H133V212H134ZM136 211H135V212H136ZM181 211H182V208H181ZM183 211H182V212H183ZM199 211H201V210H199ZM206 211H205V212H206ZM210 211H211V209H210L208 212H210ZM217 211H216V212H217ZM175 212H176V211H175ZM175 212H174V213H175ZM182 212H181V213H182ZM194 212H195V211H194ZM208 212H207V213H208ZM224 212H225V211H224ZM226 212H227V211H226ZM226 212H225V213H226ZM124 213H125V212H124ZM138 213H139V212H138ZM177 213H178V211H177ZM181 213H179V214H181ZM184 213L186 214V212H183V215H182V214H181V215L185 217V214H184ZM188 213H190V211H189ZM195 213H197V212H195ZM198 213H199V212H198ZM200 213H201V212H200ZM227 213H228V212H227ZM133 214H134V213H133ZM175 214H176V213H175ZM179 214H177V216L180 218ZM201 214H202V213H201ZM218 214H217V215H218ZM221 214H222V213H221ZM229 214H230V213H229ZM140 215H141V212H140ZM142 215H141V216H142ZM155 215H154V216H155ZM160 215H159V216H160ZM188 215H189V214H188ZM192 215H193V214L191 213L189 216L192 217ZM196 215H197V214H196ZM199 215H200V214H199ZM208 215H209V213H208ZM214 215H215V214H214ZM231 215H230V216H231ZM125 216H126V214H125ZM129 216L131 217L132 214H130ZM129 216H126V217H129ZM135 216H136V214H135ZM177 216H176V217H177ZM200 216H201V215H200ZM202 216H204V215H202ZM221 216L223 217V215H221ZM227 216H229V215H227ZM142 217H143V216H142ZM156 217H157V216H156ZM156 217H155V218H156ZM169 217H168V218H169ZM173 217H174V216H173ZM196 217H198V216H196ZM214 217H215V216H214ZM224 217H225V215H224ZM143 218H144V217H143ZM143 218H142L143 221L146 220V221H145L146 223L144 222V224H147V220H148V221H152V220H154V218L150 220V217H147L145 220H144ZM160 218H161V216H160ZM192 218H193V217H192ZM203 218H204V217H203ZM133 219H134V218H133ZM138 219H139V218H138ZM165 219H166V218H165ZM172 219H175V218H172ZM176 219H177V218H176ZM176 219H175V221H176ZM183 219H184V218L182 217V220H181L182 223H183ZM186 219H187V217H186ZM188 219H189V218H188ZM200 219H201V218H200ZM200 219H199V220H200ZM225 219H231V218H230V217H229V218L226 217ZM123 220H124V219H123ZM130 220H131V218H130ZM130 220H129V221H130ZM134 220H135V219H134ZM134 220H133V222H134ZM142 220H141V221H142ZM158 220H159V218H158ZM178 220H179V219H178ZM178 220H177V221H178ZM184 220H185V219H184ZM189 220H190V219H189ZM195 220H196V218H195ZM195 220L192 219V221H195ZM199 220H196V221H199ZM204 220H205V218H204ZM219 220H220V219H219ZM223 220H224V219H223ZM125 221H126V220H125ZM160 221L162 222L163 219H162V220L160 219ZM160 221H159V222H160ZM164 221H165V220H164ZM164 221H163L162 223H164ZM168 221H169V220H168ZM192 221H191V222H192ZM224 221H225V220H224ZM228 221H229V220H228ZM137 222H138V221H137ZM152 222H154V221H152ZM157 222H158V221H157ZM157 222H156V223H157ZM161 222H160V223H161ZM166 222H167V221H166ZM166 222H165V226L167 225ZM170 222H171V221H170ZM186 222H187V221H186ZM236 222H235V224H236ZM245 222H244V223H245ZM248 222H249V221H248ZM263 222H264V221H263ZM263 222H262V223L260 222V224L263 225ZM131 223H132V222H131ZM140 223H141V222H140ZM156 223L154 222V224H156ZM175 223H176V222H175ZM182 223H181V224H182ZM192 223H193V222H192ZM196 223H197V222H196ZM201 223H203V222H201ZM201 223H200V224H201ZM204 223H206V222H204ZM204 223H203V224H204ZM208 223H209V222H208ZM212 223H215V222H212ZM217 223H218V225H219V224L221 223V221H219V222H217ZM246 223H247V222H246ZM125 224H126V223H125ZM125 224H124V225H125ZM141 224H142V223H141ZM154 224L149 223L150 230H153V227H155ZM173 224H174V223H173ZM181 224H180V225H181ZM183 224H185V223H183ZM188 224H189V222H188ZM222 224H224V222H222L220 225H222ZM235 224H233V225L231 224L232 228H229L230 231H231V229H236V230H237V228H233ZM142 225H143V224H142ZM142 225H141V226H142ZM159 225H162V224H159ZM195 225H196V226H195ZM208 225H210V224H205L204 227L207 228L206 226H208ZM225 225H226V224H225ZM227 225H228V224H227ZM251 225H252V224H251ZM141 226H140V227H141ZM145 226H146V225H145ZM145 226H143V228H140V229H145V230H143V231H149V227H148V225H147V230H146V227H145ZM169 226H171V224H169ZM200 226L202 227V225H200ZM210 226L212 227V225H210ZM235 226H236V225H235ZM240 226H238V228H240ZM247 226H249V225H247ZM263 226H264V225H263ZM126 227H127V226H126ZM137 227H138V226H137ZM177 227H178V225H177ZM198 227H199V222H198V224H190V225H188V226H186V224H185V227H181L179 231H180L182 234L186 235V237H188L189 239H191V240L193 241L192 244H197V243H199V242L202 240L201 238L204 237V236H201V232H202L203 230H201L200 227H199V228H198ZM211 227H210V228H211ZM220 227H221V226H220ZM224 227H225V226H223V228H224ZM242 227H241V228H242ZM156 228H159V227L157 226V227H155V229H156ZM162 228H165V227H164V226L161 227V228H160L161 231L164 230V229H162ZM169 228H170V227H169ZM169 228H165V229H169ZM171 228H172V227H171ZM205 228H203V229L205 230ZM212 228H213V227H212ZM223 228L221 227L220 229H223ZM226 228H227V227H226ZM251 228H252V226H251ZM253 228H254V227H253ZM257 228H258V231H256V232H259V233H260V232H261L260 229H262V230H263L262 234L264 235V229H263V228H260V229H259V226H258V225H257V227H255V229H257ZM128 229H129V228H128ZM175 229H176V228H175ZM207 229H208V228H207ZM207 229H206V230H207ZM242 229H243V228H242ZM242 229H241V231H242ZM244 229H245V225H244ZM255 229H254V230H255ZM157 230H158V229H157ZM160 230H159V231H160ZM176 230H177V229H176ZM206 230H205V231H206ZM213 230L215 231V229H213ZM217 230H218V229H217ZM223 230H224V229H223ZM236 230H235V231H236ZM246 230H247V229H245V232H244V231H243V232L246 233ZM259 230H260V231H259ZM131 231H132V230H131ZM140 231H141V230H140ZM140 231H139L138 233H140ZM159 231H157V232H159ZM169 231H170V230H169ZM207 231H208V230H207ZM226 231H229V230H226ZM237 231H238V230H237ZM247 231H248V230H247ZM251 231H252V230H251ZM162 232H163V231H162ZM166 232L168 233V230H167ZM166 232H165V230H164L163 235H160V234H159V235H160V236H164V237H166V236H165V235L167 234ZM171 232H172V229H171ZM223 232H224V231H223ZM238 232L240 233V231H238ZM243 232H242V233H243ZM252 232H253V231H252ZM252 232H250V233H252ZM149 233H150V232H149ZM153 233H154V232H153ZM165 233H166V234H165ZM203 233H204V231H203ZM206 233L208 234V232H206ZM214 233H215V232H214ZM225 233H226V232H225ZM233 233L236 234L237 232H233ZM253 233H254V232H253ZM253 233H252V237H256L255 235L253 236ZM259 233H258V235H259ZM136 234H137V233H136ZM145 234H147V233H145ZM151 234H152V233H151ZM164 234H165V235H164ZM209 234L211 235V234H212V231H211V233L209 232ZM215 234H217V233H215ZM218 234H219V233H218ZM229 234H230V233H228V235H229ZM247 234H249V233H247ZM254 234H255V233H254ZM262 234H261V235H262ZM142 235H143V234H142ZM142 235H141V236H142ZM147 235H148V234H147ZM153 235H155V233H154ZM153 235H152V237L149 236V237L147 238L148 240H149L150 237H151V239H153V241H150V240H149V242H152V245H153L154 239H155L156 242H158L157 239L160 237V236H159V237L157 236L158 233L156 234V238H155V236L153 237ZM178 235H180V234H178ZM212 235H214V234H212ZM220 235H221V234H219V235H217V236H220ZM256 235H257V233H256ZM167 236H168V235H167ZM182 236H183V235H182ZM200 236H201V238H200ZM215 236H216V235H214V238L219 239V238H217V237H215ZM229 236H230V235H229ZM234 236H235V235H234ZM236 236H238V235H236ZM240 236H241V235H239V237H240ZM164 237H163V238H164ZM208 237H212V236H209V235H208ZM230 237H231V236H230ZM239 237H238V238H239ZM241 237H243V234H242ZM241 237H240V238H241ZM250 237H251V235H250ZM258 237H259V236H258ZM258 237H256V238H258ZM262 237H263V236H262ZM138 238H139V237H138ZM170 238H173L172 241H171V243L169 244V245H171V249H172V242H173L174 239H175V238H174V235H173V237L171 236ZM244 238H245V236H244ZM244 238H243V240H244ZM256 238H253V239H256ZM147 239H146V240H147ZM160 239H161V240H160ZM167 239H168V238H167ZM176 239H178V240H177L178 242L181 241V240L179 241V238H177V237H176ZM204 239H205V238H203V240H204ZM206 239H207V238H206ZM248 239H249V238H248ZM159 240H160V241H163V242L166 241V240H162V237H160ZM170 240H171V239H170ZM208 240L212 241L211 239H208ZM226 240H227V239H226ZM235 240H236V239H235ZM215 241H216V240H215ZM217 241H218V240H217ZM260 241H262V239H261ZM183 242H185V240H183ZM183 242H181L180 244H182ZM203 242H204V241H203ZM208 242H209V241H208ZM213 242H214V241H213ZM227 242H229V240H228ZM244 242H245V241H244ZM256 242H257V240H256ZM175 243H176V242H175ZM185 243H186V242H185ZM214 243H215V242H214ZM219 243H220V242H219ZM219 243H218V244H219ZM221 243H222V240H221ZM224 243H225V242H224ZM238 243H239V242H238ZM257 243H258V242H257ZM173 244H174V242H173ZM176 244L178 245L179 243H176ZM180 244H179V245H180ZM189 244H190V243H189ZM192 244H190V245H192ZM201 244L204 245V243H201ZM207 244H208V243H207ZM227 244H230V243H227ZM227 244H226V245H227ZM236 244H237V243H236ZM236 244H235V245H236ZM240 244L242 245L243 243H240ZM240 244H239V245H240ZM152 245H151L150 248L152 249V252H153V251L156 249V247H154L155 249H153V246H154V245H153V246H152ZM177 245H176V246H177ZM182 245H183V244H182ZM182 245H181L180 247H182ZM199 245H200V244H199ZM202 245H200V246L202 247ZM214 245H215V244H214ZM230 245H231L232 247L234 246L233 244H230ZM230 245H229V246H230ZM256 245H257V244H255V249H256ZM156 246H158V245H156ZM176 246H175V247H176ZM183 246H184V248H187V247H185V245H183ZM186 246H187V244H186ZM220 246H221V245H219V247H220ZM227 246H228V245H227ZM231 246H230V247H231ZM251 246H254V245H251ZM258 246H259V244H258ZM175 247H173V248L176 249ZM216 247H217V246H216ZM219 247H218V248H219ZM237 247L239 248L238 245H236V248H237ZM241 247H242V246H241ZM241 247H240V248H241ZM243 247H244V246H243ZM249 247H250V246H249ZM249 247H247V248H249ZM260 247H264V246H260ZM177 248H178V247H177ZM194 248H195V247H194ZM199 248H200V247H199ZM221 248H223V246H222ZM221 248H220V250H221ZM225 248H226V247H225ZM234 248H235V246H234ZM234 248H233V250H234ZM236 248H235V249H236ZM238 248H237V251H238V250L240 251V249H238ZM244 248H245V247H244ZM244 248H243V249H244ZM252 248H253V247H252ZM147 249H148V248H147ZM171 249H170V250H171ZM182 249H183V248H182ZM188 249H189V247H188ZM188 249H186V251H187ZM213 249H214V248H213ZM223 249H224V248H223ZM259 249H260V248H259ZM149 250H150V249H149ZM180 250H181V248H180ZM190 250H191V252H192V249H190ZM190 250H188V251H190ZM199 250H201V249H199ZM199 250H198V251H199ZM217 250H219V249H217ZM217 250H215V251H217ZM228 250H229V249H228ZM228 250H227V251H228ZM230 250L232 251L231 248H230ZM230 250H229V251H230ZM241 250H242V249H241ZM261 250H263V249L261 248ZM261 250H260V253H258V254H261V253L264 251V250H263V251L261 252ZM155 251H156V250H155ZM155 251H154V252H155ZM171 251H172V250H171ZM175 251L178 252L179 249H178V250H175ZM193 251H194V250H193ZM221 251H222V250H221ZM224 251H225V250H224ZM231 251H230V252H231ZM239 251H238V253H239ZM242 251H243V250H242ZM255 251H256V253H257V249H256ZM180 252H181V251H180ZM183 252H185V249H183ZM201 252H202V251H201ZM211 252H212V251H211ZM217 252H218V251H217ZM222 252H223V251H222ZM225 252H226V251H225ZM225 252H223V253H225ZM232 252H233V251H232ZM249 252H250V251H249ZM258 252H259V250H258ZM155 253H156V252H155ZM157 253H158V252H157ZM174 253H176V252L173 251V254H174ZM178 253H179V252H178ZM181 253H182V252H181ZM181 253H179V254H181ZM197 253H198V252H197ZM234 253H235V252H234ZM241 253H242V252H241ZM149 254H151V252H149ZM152 254H153V253H152ZM152 254H151V255H152ZM171 254H172V253H171ZM185 254H186V253H185ZM193 254L195 255V251H194ZM193 254H190V255H193ZM219 254H222V253L220 252ZM219 254L217 253V256H219ZM225 254L227 255L228 253H225ZM225 254H223V255H224L225 257H227L228 255L226 256ZM239 254H240V253H239ZM175 255H177V254H175ZM181 255H182V254H181ZM234 255H235V254H234ZM236 255H237V253H236ZM241 255H242V254H241ZM246 255H248V253H246ZM250 255H252V254H250ZM262 255H263V257H264V252L262 253ZM179 256H180V255H179ZM186 256H187V255H185L184 258H185ZM197 256H198V255H197ZM220 256H222V255H220ZM224 256H223L222 258L219 257V258H221V259H220L221 261L224 260V259H223ZM248 256H249V255H248ZM253 256H255V253H254ZM256 256H258V255H256ZM256 256H255V257H256ZM173 257H174V256H173ZM175 257H176V256H175ZM182 257H183V255H182ZM203 257H204V256H203ZM232 257H233V256H232ZM255 257H254V259H252V261L255 260V264H256V263H257V264H260V262H259V260H258L259 258H258V257L255 258ZM263 257H262V259H263ZM178 258H179V257H178ZM188 258H189V257H188ZM188 258H185V259H187V260H185V259H183V260H184L185 262H187V261L190 259V258H189V259H188ZM191 258H193V257L191 256ZM197 258H198V257H197ZM197 258L194 259V260H196V262H197V260L201 259V258H199V259H197ZM219 258L217 257V259H219ZM229 258L232 260L231 256H230ZM229 258H226V259H229ZM240 258H242V257H240ZM249 258H250V257H249ZM249 258L246 257V259H248L247 261H249ZM252 258H253V257H252ZM176 259H177V257H176ZM180 259H181V258H180ZM180 259H179V260H180ZM204 259H205V257H204ZM233 259H234V258H233ZM256 259H257L258 261H257ZM191 260H193V259H190V261H191ZM220 260H218V261H220ZM190 261H189V262H190ZM212 261H213V260H212ZM221 261H220V262H221ZM234 261H235V260H234ZM242 261H243V258H242ZM247 261L245 260V264H246ZM252 261H251V262H252ZM260 261H261V260H260ZM173 262H175V261H173ZM196 262H194V263H196ZM198 262H199V261H198ZM208 262H209V261H208ZM223 262H224V263H229V262H227L226 260H225V261H222V263H223ZM230 262H231V261H230ZM251 262H250V264H251ZM242 263H244V262H242ZM252 263H253V262H252ZM263 263H264V262H263ZM185 264H186V263H185ZM191 264H192V263H191ZM207 264H208V263H207ZM212 264H213V263H212ZM231 264H232V263H231ZM240 264H241V263H240Z\"/></svg>", "mask_w": 264, "mask_h": 264}]
</instances>
